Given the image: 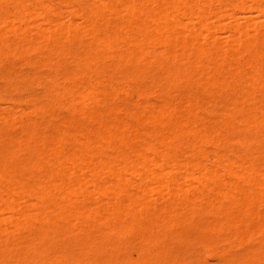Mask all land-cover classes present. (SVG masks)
Returning <instances> with one entry per match:
<instances>
[{"label": "rangeland", "instance_id": "374dc122", "mask_svg": "<svg viewBox=\"0 0 264 264\" xmlns=\"http://www.w3.org/2000/svg\"><path fill=\"white\" fill-rule=\"evenodd\" d=\"M27 1L30 3H28ZM129 1L127 0H75L74 2L73 0L72 1L70 0H24V1L23 0H4V2L3 0L0 1V33L2 32L0 34V40L2 41L1 42L2 44L0 43V50H4L3 52L0 51V161L2 162V163L0 162V174H1L0 178L2 179V180L0 179L1 180L0 189L2 192V193L0 192V197L4 194L3 195L4 197L2 196L1 199L5 200V202H2V200L0 199V227L2 229L5 227L3 230L0 228V230L2 231V233L0 231V234H1L0 235V244H1L0 245V264L2 263L3 264L4 263L6 264H36V262L37 264H47V263L48 264H67V263L68 264H76V263L78 264H142V263L143 264H164V263L165 264H226V263L227 264H249V263L250 264H264V228L259 223V222L261 223L264 222L262 220L263 217H261L262 216L261 214H264V192H263L264 191L263 190L264 179L262 178L264 177V170H263L264 169V137H263L264 131L262 130L264 128V120H262L264 119V116H263L264 115V100H263L264 99V96H263L264 95V75H263L264 74V56H263L264 55V45H263L264 44V0H255V1L254 0L252 1L251 0H222V1L219 0L218 3H217V0L216 1L212 0V6H210L211 3L210 5H208L209 4L208 1L210 0L208 1L201 0L202 2L200 0H181L183 1L181 2V4L180 3L178 4V1L175 2L176 0L175 1L173 0L174 3L169 2V0H165V3L163 2V0H150L153 3V5L151 4L149 0H148L149 4L146 3L147 0L146 1L143 0L142 3H139V0H136V1L133 0L134 1L133 5H130L132 4L131 3L132 0H129ZM197 1L201 2L202 4L206 3L205 5L203 4L204 6L206 5L210 6V7L206 6L205 9L208 8L206 10L198 9L200 10V14H198L199 17L200 15H202L203 11L208 10L209 15L212 12L213 15L211 14L210 17L209 15L207 16V12L205 13L206 14L205 17L207 16L208 21L203 15L201 16V20L195 17L196 16L195 14H197L196 12L197 8H194V7L198 5L199 2ZM120 2H122L123 4L125 3V7L127 6L126 4H128L130 5V7H133V9L135 8V10L133 11L135 14H138V15H136L135 17L133 12H132V15L134 16L132 17L129 15H126V14H130V11L129 12L127 11L129 10L127 9L128 6L127 8H125ZM166 2H169L170 3L169 5L173 7H175L173 4L176 5V3L178 4V7L180 5L181 6L183 5L182 6L183 8H181V6L179 7L180 9L179 12L178 10H176V8L178 9V7L176 6L175 8V11L178 12L177 13L178 21L175 19L176 16L172 15V18L169 17V15H171L174 10L173 11L171 10V14H166V12L169 13L170 11L169 5H168L169 9L162 7L163 6L162 4H164V7H167ZM235 2L236 3L239 2L237 3L238 8L233 7L236 5ZM136 3H137V6L134 5ZM155 4H158V5H155ZM160 4L162 6L160 7L161 9L159 10V12L167 9L166 11L162 12V15L165 14L166 18L165 16H164V19L162 16L158 17L160 16L158 12L157 14L158 22L156 23V21L152 17L151 12L153 13L154 11V14L157 13L158 11L157 9L159 8V7L157 8V6H160ZM187 4H189L188 8H184V5L187 6ZM214 4H215V7L212 9ZM229 4H231L232 7ZM49 6H51L52 8V9L50 8L51 10L49 9ZM142 6L145 8H143ZM198 6L199 8H201L202 5H198ZM137 7H139L140 10ZM189 7L193 11V12L191 11L192 13L189 12L190 11ZM216 8L218 10H216ZM136 9H138L139 12H137ZM187 9H189V11ZM211 9L212 11L209 12ZM232 9H233V12H232ZM143 10H144L143 14L142 12L140 14V11H143ZM182 10L183 12L184 11L185 12L184 13L181 12V15H180V11ZM19 11H21L20 15H19ZM186 11H188V13ZM215 11H216V16L213 13ZM175 14L176 13H174V15ZM182 14L187 15V16H183ZM229 14L231 15V18L230 17L228 18ZM99 15L101 17H99ZM155 16L156 15H154V18L157 19ZM183 17L186 18V20ZM146 18L151 21L148 22ZM167 18H170V19H167ZM165 19H166V23H167V20H170L168 21L167 25L170 28L172 26L171 31L174 29L173 33L172 32L171 33L175 34V31H176L177 33L181 34V36L183 37L182 40H181V36L179 35L178 37L177 33L175 37L174 35L171 34L173 36L172 40L174 41L175 39V41L170 43L169 42L170 39L168 40L169 35H170L168 29L170 28H168L167 29L168 32H165V33L164 31H167V30L157 28V26H161V27L164 26V28H166V26L163 23ZM171 19L174 20V22H172ZM55 20L57 22H55ZM89 20H91V22H88ZM107 21L109 22L107 23ZM134 21L135 22L137 21L136 22L137 25H141L145 22L147 24L148 22L149 26L151 25L149 28L153 27L152 30H155V33L154 31L152 32L153 34H151L152 30L151 31L148 30L149 31L148 35L150 36L149 38H151L152 43H154L155 41H157L156 38L159 39L160 37L161 39V44H159L160 46H158L156 42L154 44H152L151 42L148 43L150 39H146V36L145 37L143 36L145 33L144 29H140V31L144 30L143 32H140L138 31L139 29H137V34H135L136 27L134 26L136 25L132 24L134 23ZM201 21L203 24L200 23ZM54 22L56 24H54ZM30 23H31V26H30ZM146 24L145 26L144 25L142 26H144V28L147 30ZM178 24L185 25V27L184 26L183 27L186 29H181L182 26L177 27ZM201 24H202V27H201ZM8 25L10 28L8 27ZM64 25L66 28L63 27ZM69 25H70V28H71V25L74 26L72 27V30L69 29ZM87 25L89 26L87 27ZM122 25L125 27H123ZM173 25H176V26L174 27ZM208 25L210 26V29L208 28ZM130 26H132V28ZM205 26H207V28L211 30L210 33L209 31L207 32L208 34L205 33L204 31L206 30L204 28ZM232 27L234 28L237 27L236 29L238 32L235 31L233 33L234 28L232 29ZM242 27L243 29L246 28L245 29L246 32L243 31L245 32V34L239 33ZM18 28L21 30H19ZM63 28L65 29L64 31H63ZM73 28H75L76 31ZM202 28H204V30ZM49 29H50V33L48 34ZM113 29L115 31H113ZM131 29L133 30L135 29L134 30L135 32L133 33L132 32L133 30L131 31ZM42 30L44 31L42 32ZM98 30H100L99 34L97 33ZM108 30L110 31L112 30L113 32H115L116 36L119 39L116 38L115 36L113 37V35H111L113 34L111 33L112 31L109 32ZM162 30H164L162 32L163 35H161L160 33V31ZM188 30L192 32L194 31L193 32L194 34L191 32V34L188 35L189 34ZM125 31H126V34H125ZM32 32L34 34H32ZM101 32H103L104 34ZM42 33L46 37L43 36V38H41ZM52 33L55 34V36ZM167 33L169 34L168 36H167ZM237 33H239L241 36ZM2 34H4L5 37ZM95 34H96V37H95ZM154 34L157 36L159 35V36L155 37ZM233 34L236 36L235 38L236 40H234ZM72 35L74 36L76 35V36L74 37ZM97 35H100L101 37L103 35L106 36L105 40H102L105 43L104 45L103 43H101L102 45L99 43L100 46L97 45L98 43L97 41L99 40V38L97 39ZM148 35H147V38H148ZM140 36L141 38L143 37V39L145 38L144 40L142 39L144 42L145 40H148L146 42L148 43L147 44L148 51L146 49L147 47L144 46L146 44L143 45L142 42L140 44V41H142L141 38H139L138 40V37ZM249 36L251 38H248ZM107 37H109V39ZM110 37H111V40H110ZM94 38L96 39L94 40ZM177 38L178 40H176ZM162 39H164L166 46L164 45V43L162 44L163 42ZM112 40H114V42L116 40L117 42L116 45L114 42L112 43ZM134 40L136 42H134ZM166 40H167V44H166ZM180 40L183 43L186 42L183 45L184 48H181L183 49L182 51H179V48L178 49L175 48L172 51L169 50V48H172L170 47V45L173 43L175 45H179L180 47L181 46ZM194 40H196V43L194 42ZM31 41L33 43L35 42L36 45L31 46V49H30L29 48L30 44H32ZM106 41L108 43V47H106L105 48L106 50H105V49H102V47L103 46L105 47L107 45ZM188 41L190 43L193 42L192 43L193 45L192 44L187 45L189 44ZM244 41L246 44H244ZM99 42H101V40H99ZM168 43L170 45H168ZM209 43L211 44L209 45ZM214 44L216 46H214ZM240 44H243L245 46L241 47L243 45H240ZM251 44L253 48L251 47ZM199 45L204 50L205 56L202 53V50L200 51L201 55L200 53L195 54V51L197 50H194L193 48L190 47V46L192 47L197 46V48H199ZM49 46L52 48H50ZM112 46L114 48H112ZM125 46L126 47L128 46L129 48L128 47L126 48ZM167 46H169V48ZM9 47H10V50H9ZM99 47H101V49H99ZM173 47L175 46L173 45ZM215 47L219 48L217 49L219 50L220 54L217 51V49H215ZM262 47H263V50H262ZM48 48L50 52H48L49 51L47 50ZM107 48L109 49L111 48V49L108 50ZM28 49L30 51H28ZM123 49L126 52L123 51ZM137 49L138 51L142 53L139 54ZM176 50L178 53L176 52ZM184 50L187 51V53ZM46 51L48 52L47 54H46ZM131 51L133 52L135 57L137 55H141V58L137 59L139 56H137V58L135 57L133 58L134 55L132 56ZM207 51L209 53H207ZM179 52L180 54L182 53L183 55L182 54L180 55ZM1 53H4V54H1ZM188 53L190 54V56ZM120 54L124 57H122ZM186 54H188V56ZM88 55H91V56L93 55V56L91 57ZM94 55L95 56L97 55V57H95ZM106 55L107 57L109 56L108 59H106L107 58ZM116 55H118V57ZM169 55L171 56V58ZM178 55H179V58H178ZM210 55H213V57ZM254 55L255 56L257 55V56L255 57ZM250 56L254 60L252 59L250 60L249 58H247ZM258 56H259V59H258ZM174 57L177 58V60L173 59ZM253 57H255L256 59ZM93 58H95V60H93ZM96 58H98L99 61ZM121 58H122L121 60L122 64L119 62ZM142 58H143V61L141 62L140 60H142ZM151 58H152V61H151ZM185 58H187L188 61H186ZM192 59L195 61V63H193L194 61ZM207 60H209V62H207ZM254 61L257 62L258 64L255 63ZM188 62H189V65L191 63V66L188 65ZM91 63H94V64H91ZM200 64L204 66L205 70L203 69V67L199 66ZM182 65L183 66L185 65V66L183 67ZM196 65H198V67H196ZM88 67L89 69L91 68L90 70L92 69L93 70L90 71ZM117 67H118V70L120 71L117 70ZM141 67L143 69H141ZM171 67H174V68H171ZM185 67H189L190 70ZM253 69H255V71H253ZM181 70L183 71L182 73L179 72ZM258 71L260 72L258 73ZM170 72L171 74H173V76L169 74ZM102 73L105 75H102ZM121 73H123L124 75H121ZM180 73L182 74V76ZM117 74H119L122 78L120 76L118 77ZM250 75L254 77H251ZM124 76L125 78L123 79ZM258 76H260L261 78ZM130 77L133 80H130ZM166 77L169 78L170 81ZM126 78H129V79H126ZM76 79L77 80L80 79L79 80L80 82L77 81ZM105 80L107 84L105 83ZM215 82L217 84H215ZM245 82H247V84ZM209 83H211V85ZM96 84L98 85V88ZM90 86L93 87V91ZM82 87H85V88H82ZM73 88L75 90H73ZM78 88H79V93H78ZM86 88L90 91L89 94L91 95L87 93L88 94L87 97L86 96L83 97V95L86 94L84 92V90L85 91L87 90ZM244 91L246 93H244ZM76 92L78 95L76 94ZM247 97L248 98L250 97V98L248 99ZM163 104L166 107L165 106L163 107ZM167 106L170 108H168ZM65 107H67V109ZM78 107H81L80 110L78 109ZM35 109H37V111ZM78 111L80 114L78 113ZM163 111L168 116L164 115ZM94 112L96 113L99 112V113L95 115ZM150 113L152 116L150 115ZM222 114H224L223 115L224 117H222ZM154 115L156 116V118H154L153 120ZM244 115L246 116L248 120H246L245 117H243ZM159 116H161L160 120L162 122H160L158 118ZM148 121L150 124L148 123ZM247 122L248 124L246 125ZM177 124L179 127L177 126ZM132 125L134 128L132 127ZM249 126L250 127L252 126V127L250 128ZM87 129L89 130L87 131ZM102 129L104 132L102 131ZM125 129L126 131H124ZM169 129L172 131H169ZM134 130L136 131L134 132ZM164 131H166V133L168 131L169 132L166 134L164 133ZM233 131H235V133ZM118 132H120V134ZM129 132L132 135H129ZM226 132L228 133L226 134ZM200 133L202 136L200 135ZM100 134L101 135L104 134L103 137H101ZM127 134L129 136H127ZM98 135L101 138H98ZM193 137L195 138V140L193 139ZM115 138H119V139H115ZM163 138L165 139V141L164 140L161 141V139ZM129 140H132V143ZM142 140L144 141L143 142L144 145L142 143ZM148 140L150 141L151 145ZM6 141L7 143H5ZM159 141L162 143V145ZM19 142L20 143L22 142V144H20ZM81 142L82 144L84 143V146L81 144ZM126 142L128 143L130 142L129 145H127L128 143ZM163 142H165L166 144ZM238 142H241V143H238ZM163 144H165L166 146ZM141 145L144 147H142ZM116 146L117 147L119 146L118 147L119 149ZM125 146H127V149ZM133 148H136V149H133ZM141 148H143L144 150L143 149L141 150ZM51 149H55L56 153L54 150H51ZM145 149L148 151H146ZM8 150H9V153L7 152ZM119 152H122L125 157L122 155V153H119ZM81 153L82 155L80 156ZM54 154L55 155L57 154L59 157H57V155L55 156ZM94 154L96 155L94 156ZM75 155L79 157V160H77L78 157H76V159L74 158ZM85 155L86 157H84ZM140 155L141 157H139ZM42 158L44 161L42 160ZM112 158L114 159L112 160ZM122 158H124L123 162H122ZM129 158L131 161L129 160ZM160 158L161 159L163 158V159L160 160ZM70 160L71 161L74 160V162L73 161L71 162ZM19 161L20 162L22 161V162L20 163ZM157 161L159 163L155 165L154 167V164L157 163ZM151 162H154V164ZM31 163H33L32 164L33 168L31 167L32 166ZM64 163L65 164L68 163L66 164L67 166H65ZM103 163H106L107 165ZM118 163L121 165L122 164L124 165L121 166ZM150 163L153 165H151ZM166 163L169 165V167H167L168 165H165ZM37 164L38 165L41 164L39 166L40 167L42 166V167L40 168L39 166H37ZM34 165L39 168L34 167ZM138 165L140 166V168ZM160 165H161L162 170H160L159 168ZM71 166L73 169L71 168ZM86 166L89 169H87ZM95 166L97 167V169L95 168ZM133 166L135 169L133 168ZM136 166L138 167L136 168ZM256 166H257V169H255ZM124 167L128 168L127 171ZM248 167H251V168L248 169ZM252 167L254 168L252 169ZM8 168L10 171L8 170ZM50 168H51V172L49 171ZM68 168L70 170L69 173H67L69 171ZM98 168H99V171H98ZM40 169L42 171H40ZM94 169H96V171ZM120 169H122L123 171ZM131 169H133L132 171H134V175H133V172H130ZM166 169H168L167 171L169 172V175H168V172H166ZM254 169L257 172L254 171ZM149 170H151L150 172L152 174H155V172H157L156 173L157 175L155 174L156 176L162 175L161 179H159V177L158 178L155 177L157 179H155L152 176L150 177ZM48 171L50 172V174ZM52 171L54 172L53 175H51L53 173ZM57 171L59 174L57 173ZM82 171L84 172V174L82 173ZM125 172L127 174H125ZM138 172L141 173V176ZM214 172L215 173L218 172L216 173L218 174V176ZM46 173H47V176L50 175L52 178L54 177L55 180H56L55 177L59 175L58 176L59 178L57 179H60L61 182L64 183L65 187L67 188L69 187L68 190L71 193L69 192L68 194V192L65 191L67 188H64V185L62 183H59L60 180L58 181L52 180L50 176L47 177L45 175ZM55 173L57 174L55 175ZM91 173H92V177H91ZM234 173L235 174L237 173V175H235ZM6 174H9V175L7 176ZM60 174L63 176H61ZM65 174L69 175L70 178L69 179L66 178L65 176L67 175ZM71 174H73V177H71ZM100 174H103V175H100ZM123 174L125 178H123ZM143 174L147 175V176L144 175L145 177L144 180H143ZM238 174L239 176L240 175L241 176L239 177ZM257 174L260 175V177H258ZM76 175H78V178L80 179L76 178ZM60 176L62 179L60 178ZM170 176H171V179H170ZM255 177H257L259 182L256 181L257 179ZM3 178L6 180V182L8 180L9 183L8 182L5 183V180ZM48 178L52 181H55L56 184L55 182L52 183ZM251 178H254V179L250 181L249 179ZM259 178L262 180V182ZM77 179L79 180L78 182H80L79 184H82V187L84 186L83 188L81 187V185L78 184ZM84 179L85 180L87 179L88 182L87 181L84 182ZM65 180H67L66 183L68 184L64 182ZM68 180L73 181L72 185H71V182L69 185ZM154 180L158 181V182H155L156 184L158 183L157 185H160L159 183H161L163 187L161 186L156 187V185L153 184ZM16 181H18V183ZM252 181H254V183H252ZM39 182H40V186L38 184ZM48 182L49 183L51 182L50 184L51 185L53 184V185L50 187V184H48ZM121 182L124 183L123 188L121 187ZM250 182H251L250 185L252 184L254 185L257 182L258 183L261 182L263 184V187L261 188L260 186L261 184L260 185L256 184L257 186L254 185L255 188L252 185L254 188L253 190H255L253 191L252 187L251 189H249L250 185L248 184ZM30 184H32L33 186L32 185L29 186ZM151 184H153V186H150ZM36 185L40 188V191L38 190L39 188ZM55 185H58L59 187ZM73 186L75 189L73 188ZM45 187L47 188L50 187V189H48L49 191L48 190L44 191L46 189ZM52 187L54 188V190L52 189ZM257 187H258V191L256 192ZM34 188L37 190V192L39 191L38 193L44 192L41 195V198L38 196V193H37V196L40 199V201L38 200V198H35L37 196L35 195L36 190L34 191ZM78 188L80 190H78ZM98 188H100L101 190L100 195H98L99 193ZM159 188L161 189L159 190ZM6 189H8V193ZM10 189L15 191L17 195H19V199H20L19 201L17 199L18 196L14 197L12 194H10L12 193ZM60 189H63L65 193L61 192ZM147 189L148 190L156 189V190L153 192L150 191L153 193V194L151 193L152 194L151 195L150 193H148L149 191L147 192ZM166 189L169 190V192H167ZM260 189L262 191H260ZM26 190H28V192ZM74 190H75V193L77 192V195L76 194L75 195L76 196L80 195L79 197H76L74 195ZM172 190H174L175 193H173ZM82 191L84 193H82ZM31 192H34L35 196ZM227 193H230L231 195L229 194L230 195L229 196ZM254 193H256L257 195ZM7 194L10 196L12 195L13 197L12 196L11 197L13 199L12 200L10 199L9 201V198L11 197L7 196ZM46 194H47V197L44 196ZM48 194L50 197L52 195L53 200L49 198ZM62 194L64 195L62 196ZM59 195L61 196L59 197ZM130 195H131V198H130ZM255 195L257 197H255ZM43 196L44 198L46 197L47 199L46 198L45 199L48 201L50 199L49 203L48 201L46 202ZM53 196L56 197V199H54ZM250 196L252 197V199L249 198ZM61 197L64 199L65 201L64 203H60L62 201ZM246 197L249 199V201L251 200L252 203L248 202ZM253 197L256 200L257 198H260V197L261 198L258 199L259 200L258 202V201H255ZM78 198H79V201H77ZM128 198H130L131 200L130 199L128 200ZM132 198L134 199L135 202L132 200ZM137 198H139V200ZM15 200L17 201L15 202ZM43 200L45 201L43 202ZM67 201L68 203H66ZM130 201L134 203L132 204ZM137 201L140 202L139 204L141 203L143 204L141 212H139L141 205L139 208L137 206V203H138ZM40 202H43L44 204ZM126 202L127 204L131 206V208L129 205L126 206L127 205ZM12 203H14V205ZM26 203L28 206L25 208ZM38 203L39 205H37ZM46 204L48 205L46 206ZM122 204H124L125 206ZM144 204H145V208H144ZM121 205L122 207H120ZM185 205H187L188 208ZM33 206H35V209L37 208V211L38 210L40 211L37 212L36 210H34ZM132 206L135 207L134 210L132 209L133 208ZM90 207H94V209L92 208L93 209L92 210ZM167 207L170 209H168ZM30 208H31V212H29ZM64 208H67V211L66 209L64 210ZM15 209L18 212H16ZM27 209H28V212H27ZM127 209H129L130 211ZM160 209L161 211H159ZM48 210H50V212ZM53 210H55L54 214L52 213ZM68 210L70 211L71 215L68 213L69 212ZM94 210L97 214L93 212ZM125 210L127 211V213L128 211L131 213H128V214L125 213L126 212ZM248 210L249 211L251 210L252 212V213L250 212L251 215L248 213ZM252 210H254L255 212ZM21 211H23L21 218H23V216H27L26 217L27 219L30 216L28 218V221L25 222L24 221L25 218L24 220L23 219L20 220ZM90 212L91 213L93 212V213L91 214ZM115 212H117V214H115ZM72 213L76 217L72 216ZM84 213H87V214L84 215ZM56 214H58L60 217L58 216L59 217L58 218ZM133 214L136 215V217L133 216ZM166 214L167 216H165ZM248 214L250 215V217ZM252 214H254L253 217L257 215L256 216L257 218H259L258 217L259 215L261 217L260 218L261 221L259 220L258 222L257 218H254V219L252 218L253 219L252 220L251 219ZM69 215L74 217V219H72V217L70 218ZM47 216L49 217L47 218ZM17 218L20 220L19 222L24 221L22 222V225H21L22 228L19 227L20 224H18L19 222ZM30 218L33 220H36V219L37 220L35 222V221H32ZM40 218L41 219L43 218L42 221ZM62 218L64 220H62ZM38 220L40 222H38ZM51 220L53 221V226L52 225L50 226L48 224L49 225L48 226L49 228H48L46 222L47 221L48 223L52 222ZM229 220L231 221L233 220V221L231 222ZM254 220L255 222L259 223L260 226H258V228L262 227L263 230L262 229L257 230V227L255 228L256 225L254 226L253 224ZM44 221L46 222L44 223ZM14 222L18 225H16ZM28 222L29 224L31 223L30 226ZM81 222L83 224H81ZM128 222L130 223L127 225ZM214 222L217 225H215ZM248 222L249 223L251 222L254 226L253 228L256 229V230L253 229V233L251 232L252 230L250 229L252 228V226H250L252 224H249L250 227H248V225L246 226ZM13 223H14V229L12 228ZM26 223L28 225H25ZM42 224L45 228L47 227L48 230L47 229L44 230L42 228L43 227ZM212 224L214 227L212 226ZM32 225L33 226L35 225V226L31 228ZM37 226H40V227H37ZM209 226H212V227H209ZM126 227L128 228L126 229ZM142 227H145V228H142ZM35 228L37 229V231ZM40 228L43 229L41 232H39L41 230ZM207 228H211L212 230L211 229L208 230ZM246 228L249 231L248 233H247ZM11 229L13 230L11 231ZM58 230L60 231V233ZM14 235H16V238L14 237ZM1 238H3L4 240H2ZM16 243H18L19 245ZM22 243H23V246H21ZM32 249L35 251H33ZM253 251L256 252V254ZM20 252L22 253V255ZM48 256L50 257L48 258ZM144 259L147 263L144 262Z\"/></svg>", "mask_w": 264, "mask_h": 264}, {"label": "bare ground", "instance_id": "6f19581e", "mask_svg": "<svg viewBox=\"0 0 264 264\" xmlns=\"http://www.w3.org/2000/svg\"><path fill=\"white\" fill-rule=\"evenodd\" d=\"M0 1H1V0H0ZM23 1H24V0H23ZM70 1H72V0H70ZM74 1H75V0H73V2H74ZM127 1H129V0H127ZM135 1H136V0H135ZM142 1H143V0H141V1L139 0V3H142ZM145 1H146V0H145ZM149 1H150V0H149ZM174 1H175V0H174ZM177 1H178V4H179V3L181 4V2H183V1H181V0H176L175 2H177ZM179 1H180V2H179ZM200 1H201V0H200ZM207 1H208V0H207ZM213 1H214V0H213ZM215 1H216V0H215ZM221 1H222V0H221ZM251 1H252V0H251ZM254 1H255V0H254ZM3 2H4V0H3ZM25 2H26V1H25ZM25 2H24V3H25ZM27 2H28V1H27ZM129 2H130V1H129ZM133 2H134V1L132 0V2H131L132 4H130V3H129V4H130V5H133ZM150 2H151V1H150ZM156 2H157V1H156ZM163 2L165 3V0H163ZM169 2L174 3L173 0H169ZM169 2H166L167 7H164V4H162L163 6H162L161 4H160V6H157V8L159 7V8L157 9L158 11L156 10L157 13L154 14V11H153V13L151 12L152 17H153V19L156 21V23L158 22V17H161V16H162L163 19H164L165 14L162 15V12H164V11L167 10V9H166V10H163V11L159 12V10L161 9L160 7L162 6L163 8H168V5L170 4ZM190 2H191V1H190ZM197 2H199V1H197ZM201 2H202V1H201ZM201 2H199V3H201ZM208 2H209V4H208ZM208 2H207V4L210 5V3H211L210 6H212V0H210V1H208ZM218 2H219V0H217V3H218ZM12 3H13V2H12ZM14 3H15V2H14ZM28 3H30V2H28ZM120 3H122V2H120ZM137 3H138V2H137ZM137 3L134 4V5L137 6ZM139 3H138V4H139ZM146 3L149 4L148 0L146 1ZM186 3H187V2H186ZM193 3H194V2H193ZM199 3H198V5H202V6H201V8H199L198 5H196V7H194V8H197V11H196L197 14H195L196 16H195V15H194V16L197 17V18H199V20H201V16H202V15L205 17V15H206L205 13H206V12H207V16H208L209 14H208V10H207V11H203V12H202V15H200V17H199L198 14H200V10H198V9L204 10L205 7L207 6V5L204 6L206 3H205V4L203 3L204 5H203L202 3H201V4H199ZM215 3H216V2H215ZM227 3H228V2H227ZM231 3H232V2H231ZM235 3H236V2H235ZM237 3H239V2H237ZM237 3H236L235 6H233L234 8H238ZM240 3H241V2H240ZM26 4H27V3H26ZM118 4H119V3H118ZM151 4L153 5L152 2H151ZM178 4H177V3H176V5L173 4L175 7L169 5V8H170V9H169V8H168V9H169L170 11L168 10L169 13L166 12V14H171V10H172V11H173V10L175 11L176 6L178 7ZM182 4H183V3H182ZM119 5H120V4H119ZM122 5L125 7V3H124V4L122 3ZM126 5L128 6V8H127V6H126L125 8L129 9V10H127V9H126V10H127L128 12L130 11V14H126V15H129V16H131V17L135 15V17H136V15H138V14H135V13H134L133 10H135V8L133 9V7H130V5H128V4H126ZM141 5H142V4H141ZM155 5H158V4H155ZM229 5H231V4H229ZM233 5H234V4H233ZM120 6H121V5H120ZM143 6H144V4H143ZM143 6H142V7H143ZM180 6H181V5H180ZM180 6H179V7H180ZM182 6H183V5H182ZM182 6H181V8H183ZM188 6H189V4H187V6L184 5V8H188ZM193 6H194V5H193ZM197 6H198V7H197ZM203 6H204V7H203ZM210 6H207V7H210ZM20 7H21V6H20ZM121 7H122V6H121ZM121 7H119V8H121ZM171 7H173L174 9L171 8ZM179 7H178V9L176 8V10H178V12H179V10H180ZM202 7H203V8H202ZM214 7H215V4H214V6L212 7V9H213ZM231 7H232V5H231ZM231 7H230V9H231ZM22 8H23V7H22ZM43 8H44V7H43ZM50 8H51V6H49V9H50ZM87 8H88V7H87ZM87 8H86V9H87ZM125 8H124V9H125ZM137 8L140 10L139 7H137ZM143 8H145V7H143ZM148 8H149V7H148ZM189 8H190V7H189ZM223 8H224V6H223ZM13 9H14V8H13ZM46 9H47V8H46ZM51 9H52V8H51ZM51 9H50V10H51ZM74 9H75V8H74ZM94 9H96V8H94ZM138 9H136L137 12H139ZM206 9H208V8H206ZM206 9H205V10H206ZM209 9H210V8H209ZM212 9H211L209 12H211ZM17 10H18V9H17ZM37 10H38V9H37ZM50 10H49V11H50ZM75 10H76V9H75ZM98 10H99V8H98ZM110 10H111V9H110ZM146 10H147V9H146ZM183 10H185V9H183ZM183 10L180 11V15H181V12H182V13L185 12V11L183 12ZM187 10L189 11V9H187ZM216 10H218V9L216 8ZM220 10H221V8H220ZM234 10H235V9H234ZM23 11H24V10H23ZM72 11H73V10H72ZM95 11H96V10H95ZM156 11H155V12H156ZM174 11L172 12L171 15H169V17L172 18V15H173V16H176L175 19L177 20V13H178V12H176V11L174 12ZM188 11H186V12L188 13ZM191 11H192V10H191V8H190V11H189V12H191ZM229 11H231V10H229ZM229 11H228V12H229ZM20 12H21V11H19V15H20ZM25 12H26V11H25ZM28 12H29V11H28ZM132 12L134 13V15H132ZM141 12H142V14H143L144 10H143V11H140V14H141ZM158 12H159V15H160V16L157 17ZM192 12H193V11H192ZM192 12H191V13H192ZM218 12H219V11H218ZM222 12H223V11H222ZM232 12H233V9H232ZM232 12H231V13H232ZM37 13H38V12H37ZM75 13H76V12H75ZM83 13H85V12H83ZM108 13H109V12H108ZM126 13H127V12H126ZM174 13H176V14L174 15ZM213 13H214L215 16H216V11L213 12ZM7 14H8V13H7ZM40 14H41V13H40ZM91 14H92V13H91ZM95 14H96V13H95ZM95 14H94V15H95ZM114 14H115V13H114ZM144 14H145V13H144ZM146 14H147V12H146ZM185 14H186V13H185ZM189 14H190V13H189ZM193 14H194V13H193ZM211 14H212V12H211ZM211 14H210V15H211ZM221 14H222V13H221ZM225 14H226V12H225ZM30 15H31V14H30ZM34 15H35V14H34ZM96 15H97V14H96ZM154 15H156L155 17H156L157 19L154 18ZM182 15H183V16H187V15H184V14H182ZM197 15H198V16H197ZM210 15H209V17H210ZM212 15H213V14H212ZM229 15H230V14H229ZM229 15H228V18H229V17L231 18V15H230V16H229ZM38 16H39V15H38ZM207 16H206L205 18H206L207 21H208ZM99 17H101V16L99 15ZM106 17H107V16H106ZM135 17H133V18H135ZM146 17H147V16H146ZM167 17H168V15H167ZM191 17H192V15H191ZM109 18H110V17H109ZM109 18H108V19H109ZM144 18H145V17H144ZM148 18H149V16H148ZM165 18H166V16H165ZM183 18H184V17H183ZM197 18H196V19H197ZM102 19H103V18H102ZM102 19H101V20H102ZM127 19H128V18H127ZM146 19H147V18H146ZM161 19H162V18H161ZM167 19H170V18H167ZM184 19L186 20V18H184ZM190 19H191V18H190ZM202 19H203V18H202ZM129 20H130V18H129ZM137 20H138V19H137ZM142 20H143V19H142ZM147 20H148V22L151 21V20H149V19H147ZM199 20H198V21H199ZM12 21H13V20H12ZM21 21H22V20H21ZM24 21H25V19H24ZM155 21H154V23H155ZM161 21H162V20H161ZM164 21H165V22H164ZM164 21H163V23H164V25L166 26V28H164V26H162V27H161V26H157V28H161V29H164V30H167L168 28H170V27H168V25H167L168 21H170V20H167V23H166V19H165ZM171 21L174 22V20H172V19H171ZM177 21H178V20H177ZM49 22H51V21H49ZM55 22H57V21L55 20ZM55 22H54V24H56ZM88 22H91V20H89ZM101 22H102V21H101ZM108 22H109V21H107V23H108ZM111 22H112V21H111ZM114 22H115V21H114ZM129 22H130V21H129ZM136 22H137V21H136ZM136 22L134 21V23H132L133 25H134V24L136 25V26H134V27H136V30L134 29L136 32H135L133 29H131V31L133 30L132 32H133V33L135 32V34H137V29H139L138 31H140V29H144L145 31H144V30H143V31H144L145 33H144L143 36H144V37L146 36V39H150V41L145 40V42H144L143 40H144L145 38L143 39V37L141 38V36L138 37V40H139V38H141V40L143 39L142 41H140V44H141V42H142V44H143V45L146 44V45H144V46L147 47V44H148V43H150V42L152 43V40H151V38H149L150 36L148 35V33H149L148 30L151 31L153 27H152V28H149L151 25L149 26L148 22H147V24H146V22H145V23L142 22L143 24H141V25H137ZM204 22H205V21H204ZM52 23H53V22H52ZM85 23H86V22H85ZM105 23H106V22H105ZM159 23H160V22H159ZM163 23H162V24H163ZM169 23H170V22H169ZM200 23H202V21H201ZM206 23H208V22H206ZM23 24H24V23H23ZM87 24H88V23H87ZM114 24H115V23H114ZM122 24H123V23H122ZM129 24H130V23H129ZM129 24H128V25H129ZM145 24H146V28H147V30L144 28ZM202 24H203V23H202ZM202 24H201V27H202ZM91 25H92V24H91ZM124 25H125V24H124ZM142 25H144V26H142ZM156 25H157V24H156ZM205 25H206V24H205ZM30 26H31V23H30ZM55 26H56V25H55ZM88 26H89V25H87V27H88ZM122 26H123V25H122ZM140 26H142L143 28L140 27ZM170 26H171V25H170ZM173 26L175 27L176 25H173ZM179 26H180V27H181V26H182V27H183V26L185 27V25H179V24H178L177 27H179ZM248 26H249V25H248ZM8 27H9V25H8ZM17 27H18V26H17ZM34 27H35V26H34ZM59 27H60V26H59ZM59 27H58V28H59ZM63 27H65V25H64ZM72 27H74V26L71 25V28H70V25H69V29L72 30ZM97 27H98V26H97ZM123 27H125V26H123ZM130 27L132 28V26H130ZM182 27H181V29H186V28H184V27L182 28ZM238 27H239V26H238ZM240 27H241V26H240ZM245 27H246V26H245ZM9 28H10V27H9ZM65 28H66V27H65ZM120 28H121V27H120ZM148 28H149V29H148ZM171 28H172V26H171ZM171 28L168 29L170 35L167 33V36L169 35L168 40L170 39V41H169L170 43L175 41V39H174V41L172 40V37H173L172 35H174V37H175V35H176V33H177V32L175 31V34H172L174 29L171 31ZM204 28H205L206 30H204ZM204 28H202V29L205 31V33H207L208 31H209V33H210L211 30H209V29H210V26H209V25H208V28H209V29L207 28V26H205ZM233 28H234V27H232V29H233ZM236 28H237V27H236ZM236 28L233 29V30H234L233 33H234L235 31H237ZM249 28H250V27H249ZM7 29H8V28H7ZM18 29H19V28H18ZM50 29H51V28H50ZM50 29H49V31H48V34L50 33ZM60 29H61V28H60ZM67 29H68V28H67ZM69 29H68V30H69ZM73 29H75V28H73ZM97 29H99V28H97ZM100 29H101V28H100ZM110 29H111V28H110ZM161 29H159V30H161ZM179 29H180V28H179ZM245 29H246V28H245ZM245 29H243V27H242V28L240 29V32H239V33H243V34H245V32H246ZM19 30H21V29H19ZM58 30H59V29H58ZM64 30H65V29L63 28V31H64ZM77 30H78V29H77ZM101 30H102V29H101ZM164 30L160 31L161 35H163L162 32H163ZM168 30H167V31H164V33H165V32H168ZM4 31H5V30H4ZM43 31H44V30H42V32H43ZM69 31H70V30H69ZM75 31H76V29H75ZM81 31H82V30H81ZM88 31H90V30H88ZM99 31H100V30H98V32H97L98 34H99ZM108 31L111 32L112 30H111V31L108 30ZM113 31H115V30L113 29ZM113 31L111 32V33H113V34H111V35H113V37L115 36L116 38H118V37L116 36L115 32H113ZM128 31H129V30H128ZM143 31L141 30L140 32H143ZM147 31H148V32H147ZM153 31H154V33H155V30H152V31H151V34H153V33H152ZM178 31H179V30H178ZM243 31H245V32H243ZM45 32H46V31H45ZM61 32H62V31H61ZM72 32H73V31H72ZM129 32H130V31H129ZM171 32H172V33H171ZM179 32H180V31H179ZM183 32H184V31H183ZM183 32H181V33H183ZM191 32H192V31H189V30H188V33H189V34H188V33H187V34L190 35ZM193 32H194V31H193ZM193 32H192V33H193ZM237 32H238V31H237ZM1 33H2V32H1ZM1 33H0V34H1ZM16 33H18V32H16ZM68 33H69V32H68ZM73 33H74V32H73ZM101 33H103V32H101ZM239 33H237V34H239ZM256 33H258V32H256ZM32 34H34V33L32 32ZM52 34H53V33H52ZM89 34H90V33H89ZM103 34H104V33H103ZM114 34H115V35H114ZM125 34H126V31H125ZM127 34H128V33H127ZM129 34H130V33H129ZM156 34H157V33H156ZM171 34H172V35H171ZM193 34H194V33H193ZM207 34H208V33H207ZM2 35H4V34H2ZM38 35H39V34H38ZM50 35H51V34H50ZM53 35L55 36V34H53ZM76 35H77V34H76ZM76 35H75V36H76ZM138 35H140V34H138ZM147 35H148V38H147ZM165 35H166V34H165ZM177 35H178V37H179V35L181 36V34H179V33H177ZM239 35H240V34H239ZM43 36L46 37V36L42 33L41 38H43ZM51 36H52V35H51ZM51 36H50V37H51ZM72 36H74V35H72ZM75 36H74V37H75ZM87 36H88V35H87ZM98 36H100V35H97V39L99 38V40H101V42H99V40H98V41H97V42H98L97 45L100 46L99 43H100V44L103 43V45H104L105 43H104V41H102V40H105V37H106V36L103 35V36H104V37L102 36L103 38H102L101 36H100V37H98ZM109 36H110V34H109ZM154 36H155V37H158L159 35L157 36V35L154 34ZM233 36H234V40H236V39H235L236 36H235L234 34H233ZM240 36H241V35H240ZM240 36H239V37H240ZM245 36H247V35H245ZM4 37H5V35H4ZM36 37H37V36H36ZM95 37H96V34H95ZM60 38H61V37H60ZM63 38H64V37H63ZM72 38H73V37H72ZM107 38L109 39V37H107ZM126 38H127V36H126ZM126 38H125V39H126ZM132 38H134V37H132ZM182 38H183V37L181 36V40H182ZM191 38H192V37H191ZM248 38H251V37L249 36ZM30 39H31V38H30ZM74 39H75V38H74ZM89 39H90V37H89ZM95 39H96V38H94V40H95ZM118 39H119V38H118ZM122 39H123V38H122ZM129 39H130V38H129ZM195 39H196V38H195ZM252 39H253V38H252ZM252 39H251V40H252ZM94 40H93V41H94ZM110 40H111V37H110ZM156 40H157V41H155V40H154V41L157 43L158 46H160V45H159V44H161V39H160V37H159V39L156 38ZM162 40H163L162 44L164 43V45H165L164 39H162ZM176 40H178V38H177ZM181 40H180V42H181V46H180V47H179V45H175L174 43L171 44L172 46L168 43V45H170V47H172V48H169V46H167V47H168L169 50H171V51H172L173 49H175V48H176V49L179 48V51H182L183 49H181V48H184L183 45H184L186 42L183 43ZM4 41H5V39H4ZM11 41H13V40H11ZM11 41H10V42H11ZM93 41H92V42H93ZM147 41H148V43H146ZM185 41H186V39H185ZM192 41H193V40H192ZM247 41H248V39H247ZM249 41H250V40H249ZM1 42H2V41L0 40V43H1ZM19 42H20V41H19ZM31 42H32V41H31ZM113 42H114V40H112V43H113ZM119 42H120V41H119ZM134 42H136V41L134 40ZM155 42H154V43H155ZM194 42L196 43V40H194ZM232 42H233V40H232ZM235 42H236V41H235ZM252 42H253V41H252ZM6 43H7V42H6ZM21 43H22V42H21ZM114 43H115V45H116V43H117L116 40H115ZM128 43H129V42H128ZM128 43H127V44H128ZM154 43H152V44H154ZM182 43H183V44H182ZM188 43H189V44H187V45H190V44H192L193 42L190 43V42L188 41ZM206 43H207V42H206ZM1 44H2V43H1ZM14 44H16V43H14ZM32 44H34V45H32ZM32 44H30V47H29L30 49H31V46H35V45H36L35 42H34V43L32 42ZM56 44H57V43H56ZM56 44H55V46H56ZM83 44H84V43H83ZM95 44H96V43H95ZM106 44H107V45H106L105 47L103 46L104 48L101 46L102 49H105L106 47H108V43H107V41H106ZM109 44H111V43H109ZM124 44H125V43H124ZM166 44H167V40H166ZM197 44H198V43H197ZM197 44H196V45H197ZM210 44H211V43H209V45H210ZM244 44H246L245 41H244ZM249 44H250V42H249ZM249 44H248V45H249ZM12 45H13V43H12ZM38 45H39V43H38ZM101 45H102V44H101ZM130 45H131V44H130ZM143 45H142V46H143ZM173 45H174L175 47H173ZM192 45H193V44H192ZM234 45H235V44H234ZM240 45H243V44H240ZM263 45H264V44H263ZM3 46H4V44H3ZM57 46H58V45H57ZM84 46H85V45H84ZM90 46H91V45H90ZM110 46H111V45H110ZM113 46H114V45H113ZM113 46H112V48H114ZM132 46H133V45H132ZM148 46H149V45H148ZM165 46H166V45H165ZM214 46H216V45L214 44ZM244 46H245V45H243V46H241V47H244ZM11 47H12V46H11ZM15 47H16V46H15ZM23 47H25V46H23ZM23 47H21V48H23ZM49 47H50V46H49ZM91 47H92V46H91ZM101 47H99V49H101ZM117 47H118V46H117ZM125 47H126V46H125ZM127 47H128V46H127ZM127 47H126V48H127ZM149 47H150V46H149ZM167 47H166V48H167ZM185 47H186V45H185ZM190 47L193 48L194 50H197V51H195V54H199V53H200V55H201V52H200L201 50H202V53L204 54V50L200 47V45H199V48H201V49L197 48V46H196V47H192V46H190ZM251 47H252V44H251ZM256 47H258V46H256ZM1 48H2V46H1ZM5 48H6V47H5ZM13 48H14V46H13ZM13 48H12V49H13ZM50 48H52V47H50ZM57 48H58V47H57ZM93 48H94V47H93ZM128 48H129V47H128ZM136 48H137V47H136ZM144 48H145V47H144ZM159 48H160V47H159ZM159 48H158V49H159ZM203 48H204V47H203ZM217 48H218V47H215V49H217ZM236 48H237V47H236ZM252 48H253V47H252ZM58 49H59V48H58ZM64 49H65V47H64ZM64 49H63V50H64ZM95 49H96V48H95ZM107 49L110 50L111 48H110V49L107 48ZM134 49H135V48H134ZM146 49H147V51H148V47H147ZM146 49H145V51H146ZM180 49H181V50H180ZM186 49H187V48H186ZM186 49H185V50H186ZM193 49H192V50H193ZM208 49H209V48H208ZM212 49H213V48H212ZM218 49H219V48H218ZM218 49H217V51L219 52ZM245 49H246V48H245ZM5 50H6V49H5ZM9 50H10V47H9ZM18 50H19V49H18ZM22 50H24V49H22ZM37 50H38V49H37ZM45 50H46V48H45ZM47 50H49V48H48ZM81 50H82V49H81ZM91 50H92V49H91ZM105 50H106V49H105ZM112 50H114V49H112ZM135 50H136V49H135ZM169 50H168V51H169ZM185 50H184V51H185ZM220 50H221V48H220ZM231 50H232V49H231ZM242 50H243V49H242ZM255 50H256V49H255ZM262 50H263V47H262ZM0 51L3 52L4 50H0ZM28 51H30V50L28 49ZM102 51H104V50H102ZM115 51H116V50H115ZM119 51H120V50H119ZM123 51H125V50L123 49ZM132 51H133V50H132ZM132 51H131V52H132ZM137 51H138V49H137ZM161 51H162V50H161ZM171 51H170V52H171ZM174 51H175V50H174ZM212 51H214V50H212ZM222 51H223V50H222ZM48 52H50V50H49ZM48 52L46 51V54H47ZM54 52H55V51H54ZM56 52H57V51H56ZM111 52H112V51H111ZM113 52H114V51H113ZM116 52H117V51H116ZM125 52H126V51H125ZM138 52H139V54L142 53V52H140V51H138ZM149 52H150V51H149ZM163 52H164V51H163ZM176 52H177V50H176ZM185 52L187 53V51H185ZM185 52H184V53H185ZM192 52H193V51H192ZM197 52H198V53H197ZM256 52H258V51H256ZM8 53H9V52H8ZM10 53H11V52H10ZM62 53H64V52H62ZM67 53H68V52H67ZM67 53H66V54H67ZM88 53H89V52H88ZM95 53H96V52H95ZM95 53H94V54H95ZM120 53H121V52H120ZM171 53H172V52H171ZM177 53H178V52H177ZM207 53H209V52L207 51ZM210 53H211V52H210ZM261 53H262V52H261ZM1 54H4V53H1ZM12 54H13V53H12ZM52 54H53V53H52ZM98 54H99V53H98ZM105 54H106V53H105ZM105 54H104V56H105ZM107 54H108V53H107ZM123 54H124V53H123ZM131 54H132V56L134 55L133 52H132ZM159 54H161V53H159ZM179 54H180V52H179ZM181 54H182V53H181ZM181 54H180V55H181ZM188 54H189V53H188ZM188 54H186V55L188 56ZM219 54H220V52H219ZM251 54H252V53H251ZM258 54H259V53H258ZM258 54H257V55H258ZM25 55H26V54H25ZM111 55H112V54H111ZM120 55H121V54H120ZM136 55H137V54H136ZM174 55H175V54H174ZM182 55H183V54H182ZM200 55H199V56H200ZM257 55H256V56H257ZM2 56H3V55H2ZM8 56H9V55H8ZM40 56H41V55H40ZM40 56H39V57H40ZM88 56H91V55H88ZM92 56H93V55H92ZM92 56H91V57H92ZM94 56H95V55H94ZM113 56H114V55H113ZM116 56L118 57V55H116ZM121 56H122V55H121ZM137 56H139V57L137 58ZM137 56L135 57V55H134L133 58H134V57L137 58V59L141 58V55H137ZM145 56H146V55H145ZM169 56H170V55H169ZM176 56H177V55H176ZM189 56H190V54H189ZM193 56H194V55H193ZM204 56H205V54H204ZM210 56L213 57V55H210ZM254 56H255V55H254ZM256 56H255V57H256ZM263 56H264V55H263ZM263 56H262V57H263ZM4 57H5V56H4ZM95 57H97V55H96ZM106 57H107V55H106ZM108 57H109V56H108ZM108 57H107L106 59H108ZM111 57H112V56H111ZM122 57H124V56H122ZM143 57H144V56H143ZM191 57H192V56H191ZM227 57H228V56H227ZM250 57H251V56H250ZM250 57H247V58H249V59L251 60L252 57H251V58H250ZM255 57H253V58H255ZM260 57H261V56H260ZM11 58H12V57H11ZM102 58H103V57H102ZM119 58H120V57H119ZM154 58H155V57H154ZM170 58H171V56H170ZM178 58H179V55H178ZM182 58H184V57H182ZM197 58H198V57H197ZM90 59H91V58H90ZM96 59H98V58H96ZM100 59H101V58H100ZM146 59H147V58H146ZM148 59H149V58H148ZM173 59L177 60V58H175V57H174ZM185 59H186V61H188L187 58H185ZM201 59H202V58H201ZM209 59H210V58H209ZM220 59H222V58H220ZM228 59H229V58H228ZM235 59H236V58H235ZM235 59H234V61H235ZM255 59H256V58H255ZM258 59H259V56H258ZM3 60H4V59H3ZM23 60H24V58H23ZM78 60H79V59H78ZM93 60H95V58H93ZM121 60H122V58L120 59L119 62L122 64V61H121ZM124 60H125V59H124ZM181 60H182V59H181ZM189 60H190V59H189ZM192 60H193V59H192ZM224 60H225V59H224ZM232 60H233V59H232ZM250 60H249V61H250ZM252 60H254V59H252ZM260 60H261V59H260ZM98 61H99V59H98ZM108 61H109V60H108ZM108 61H107V62H108ZM140 61L142 62V61H143V58H142V60H140ZM151 61H152V58H151ZM182 61H183V60H182ZM190 61H191V60H190ZM193 61H194V60H193ZM199 61H201V60H199ZM211 61H212V60H211ZM226 61H227V60H226ZM249 61H248V62H249ZM48 62H49V61H48ZM87 62H88V61H87ZM113 62H114V60H113ZM176 62H177V61H176ZM178 62H179V60H178ZM178 62H177V63H178ZM207 62H209V60H207ZM246 62H247V61H246ZM250 62H251V61H250ZM254 62H255V61H254ZM28 63H30V62H28ZM31 63H32V62H31ZM51 63H52V62H51ZM53 63H54V62H53ZM100 63H101V62H100ZM139 63H140V62H139ZM146 63H147V62H146ZM181 63H182V62H181ZM193 63H195V61H194ZM193 63H192V64H193ZM218 63H219V62H218ZM225 63H227V62H225ZM225 63H224V64H225ZM234 63H235V62H234ZM255 63H257V62H255ZM91 64H94V63H91ZM141 64H142V63H141ZM156 64H157V63H156ZM228 64H229V62H228ZM244 64H245V62H244ZM257 64H258V63H257ZM257 64H256V65H257ZM262 64H263V63H262ZM29 65H30V64H29ZM59 65H60V64H59ZM96 65H97V64H96ZM108 65H109V64H108ZM118 65H119V63H118ZM127 65H128V64H127ZM130 65H131V64H130ZM142 65H143V64H142ZM144 65H145V63H144ZM168 65H169V64H168ZM168 65H167V66H168ZM188 65H189V62H188ZM216 65H217V63H216ZM226 65H227V64H226ZM249 65H250V64H249ZM92 66H93V65H92ZM154 66H155V65H154ZM171 66H172V65H171ZM182 66H183V65H182ZM182 66H181V67H182ZM184 66H185V65H184ZM184 66H183V67H184ZM189 66H191V63H190ZM194 66H195V65H194ZM199 66H200V67H203V69H204V66H203V65L200 64ZM228 66H229V65H228ZM259 66H260V65H259ZM93 67H94V66H93ZM98 67H99V66H98ZM98 67H97V69H98ZM103 67H104V66H103ZM109 67H110V66H109ZM119 67H120V65H119ZM121 67H122V66H121ZM142 67H143V66H142ZM142 67H141V69H143ZM196 67H198V65H196ZM217 67H218V66H217ZM245 67H246V66H245ZM253 67H254V66H253ZM59 68H60V67H59ZM134 68H135V67H134ZM137 68H138V67H137ZM156 68H157V67H156ZM167 68H168V67H167ZM171 68H174V67H171ZM185 68L189 69V67H185ZM211 68H212V67H211ZM46 69H47V68H46ZM79 69H80V68H79ZM84 69H85V68H84ZM88 69H89V67H88ZM90 69H91V68H90ZM90 69H89V70H90ZM102 69H103V68H102ZM105 69H106V68H105ZM135 69H136V68H135ZM158 69H159V68H158ZM169 69H170V68H169ZM183 69H184V68H183ZM187 69H186V70H187ZM196 69H197V68H196ZM227 69H228V68H227ZM260 69H261V68H260ZM51 70H52V69H51ZM51 70H50V72H51ZM92 70H93V69H92ZM92 70H90V71H92ZM109 70H110V69H109ZM117 70H118V67H117ZM163 70H165V69H163ZM175 70H176V69H175ZM175 70H174V71H175ZM178 70H180V69H178ZM189 70H190V69H189ZM204 70H205V69H204ZM249 70H250V69H249ZM70 71H71V70H70ZM100 71H101V70H100ZM103 71H104V70H103ZM103 71H102V72H103ZM118 71H120V70H118ZM122 71H123V70H122ZM122 71H121V72H122ZM136 71H138V70H136ZM169 71H170V70H169ZM206 71H207V70H206ZM253 71H255V69H253ZM83 72H85V71H83ZM113 72H114V71H113ZM144 72H146V71H144ZM148 72H149V71H148ZM171 72H172V71H171ZM171 72H170L169 74L173 76V74H171ZM176 72H178V71H176ZM179 72L182 73L183 71L181 70V71H179ZM189 72H190V71H189ZM208 72H209V71H208ZM216 72H217V71H216ZM216 72H215V73H216ZM259 72H260V71H258V73H259ZM64 73H65V72H64ZM78 73H79V72H78ZM81 73H82V72H81ZM137 73H138V72H137ZM159 73H160V72H159ZM166 73H167V72H166ZM166 73H165V74H166ZM172 73H173V72H172ZM174 73H175V72H174ZM181 73H180V74H181ZM186 73H187V72H186ZM258 73H257V74H258ZM261 73H262V72H261ZM73 74H74V73H73ZM83 74H84V73H83ZM115 74H116V73H115ZM115 74H114V75H115ZM193 74H194V73H193ZM196 74H197V73H196ZM199 74H200V73H199ZM217 74H218V73H217ZM250 74H251V73H250ZM57 75H59V74H57ZM91 75H92V74H91ZM102 75H105V74L102 73ZM117 75H118V77L120 76L119 74H117ZM121 75H124V74L121 73ZM125 75H126V74H125ZM146 75H147V74H146ZM148 75H149V74H148ZM167 75H168V74H167ZM188 75H189V73H188ZM231 75H232V74H231ZM263 75H264V74H263ZM68 76H69V75H68ZM68 76H67V77H68ZM98 76H99V75H98ZM106 76H107V75H106ZM126 76H127V75H126ZM135 76H136V75H135ZM137 76H138V75H137ZM162 76H163V75H162ZM168 76H169V75H168ZM177 76H179V75H177ZM181 76H182V74H181ZM201 76H202V75H201ZM250 76H251V75H250ZM70 77H71V76H70ZM120 77H121V76H120ZM145 77H146V76H145ZM160 77H161V76H160ZM174 77H175V76H174ZM186 77H187V76H186ZM190 77H191V76H190ZM193 77H194V76H193ZM251 77H254V76H251ZM258 77H260V76H258ZM68 78H69V77H68ZM103 78H104V77H103ZM103 78H102V79H103ZM116 78H117V77H116ZM121 78H122V77H121ZM124 78H125V76L123 77V79H124ZM143 78H144V76H143ZM166 78H167V77H166ZM212 78H213V77H212ZM212 78H211V79H212ZM260 78H261V77H260ZM45 79H46V78H45ZM117 79H118V78H117ZM126 79H129V78H126ZM146 79H148V78H146ZM155 79H156V78H155ZM167 79H169V78H167ZM190 79H191V78H190ZM236 79H237V78H236ZM241 79H242V78H241ZM67 80H68V79H67ZM70 80H71V79H70ZM76 80H77V79H76ZM76 80H75V81H76ZM79 80H80V79H78L77 81H79ZM96 80H97V79H96ZM106 80H107V79H106ZM106 80H105V83H106ZM110 80H111V79H110ZM130 80H133V79L130 77ZM139 80H140V79H139ZM5 81H6V80H5ZM157 81H158V80H157ZM169 81H170V79H169ZM169 81H168V82H169ZM209 81H210V80H209ZM209 81H208V82H209ZM211 81H212V80H211ZM235 81H236V80H235ZM243 81H244V80H243ZM254 81H255V80H254ZM69 82H70V81H69ZM79 82H80V81H79ZM94 82H95V81H94ZM115 82H116V81H115ZM123 82H124V81H123ZM130 82H131V81H130ZM132 82H133V81H132ZM216 82H217V80H216ZM216 82H215V84H217ZM248 82H249V81H248ZM255 82H256V81H255ZM259 82H260V81H259ZM117 83H118V82H117ZM144 83H145V82H144ZM146 83H147V82H146ZM173 83H174V82H173ZM245 83L247 84V82H245ZM252 83H253V82H252ZM257 83H258V82H257ZM106 84H107V83H106ZM167 84H168V83H167ZM199 84H200V82H199ZM209 84L211 85V83H209ZM260 84H261V83H260ZM52 85H53V84H52ZM73 85H74V83H73ZM75 85H77V84H75ZM90 85H91V84H90ZM96 85H97V84H96ZM100 85H101V84H100ZM111 85H112V84H111ZM114 85H115V84H114ZM146 85H147V84H146ZM170 85H171V84H170ZM235 85H237V84H235ZM244 85H245V84H244ZM248 85H249V84H248ZM252 85H253V84H252ZM252 85H251V86H252ZM81 86H82V85H81ZM84 86H85V85H84ZM141 86H142V85H141ZM150 86H152V85H150ZM186 86H188V85H186ZM204 86H205V85H204ZM229 86H230V85H229ZM231 86H232V85H231ZM49 87H50V86H49ZM62 87H63V86H62ZM71 87H72V86H71ZM73 87H74V86H73ZM90 87H91V86H90ZM135 87H136V86H135ZM145 87H146V86H145ZM165 87H166V86H165ZM172 87H173V86H172ZM223 87H224V86H223ZM39 88H40V87H39ZM39 88H38V89H39ZM82 88H85V87H82ZM87 88H88V87H87ZM87 88H86V89H87ZM91 88H92V91H93V87H91ZM97 88H98V85H97ZM97 88H96V89H97ZM146 88H147V87H146ZM157 88H158V87H157ZM163 88H164V87H163ZM252 88H253V87H252ZM120 89H121V88H120ZM239 89H240V88H239ZM254 89H255V88H254ZM254 89H253V90H254ZM73 90H75V89L73 88ZM97 90H98V89H97ZM113 90H114V89H113ZM121 90H122V89H121ZM228 90H229V89H228ZM249 90H250V89H249ZM69 91H70V90H69ZM100 91H101V90H100ZM139 91H141V90H139ZM246 91H247V90H246ZM46 92H47V91H46ZM48 92H49V91H48ZM59 92H61V91H59ZM59 92H58V94H59ZM80 92H81V91H80ZM82 92H83V91H82ZM84 92H85L86 94L84 93L85 95H83V97H84V96L87 97V95L89 94L90 91L87 89L86 91L84 90ZM94 92H95V91H94ZM94 92H93V93H94ZM117 92H118V91H117ZM214 92H215V91H214ZM251 92H252V91H251ZM78 93H79V88H78ZM87 93H88V94H87ZM98 93H99V92H98ZM106 93H107V92H106ZM115 93H116V92H115ZM115 93H114V94H115ZM118 93H119V92H118ZM244 93H246V92L244 91ZM55 94H56V93H55ZM76 94H77V92H76ZM76 94H74V95H76ZM107 94H108V93H107ZM206 94H207V93H206ZM251 94H252V93H251ZM255 94H256V93H255ZM260 94H261V93H260ZM2 95H3V94H2ZM69 95H70V94H69ZM77 95H78V94H77ZM89 95H91V94H89ZM108 95H109V94H108ZM237 95H238V94H237ZM61 96H62V95H61ZM65 96H66V95H65ZM99 96H100V95H99ZM102 96H103V95H102ZM192 96H193V95H192ZM263 96H264V95H263ZM263 96H262V97H263ZM51 97H52V96H51ZM89 97H90V96H89ZM93 97H94V96H93ZM93 97H92V98H93ZM106 97H107V96H106ZM108 97H109V96H108ZM110 97H111V96H110ZM210 97H211V96H210ZM237 97H238V96H237ZM63 98H64V97H63ZM197 98H198V97H197ZM247 98H248V97H247ZM249 98H250V97H249ZM249 98H248V99H249ZM257 98H258V97H257ZM32 99H33V98H32ZM71 99H72V97H71ZM78 99H79V98H78ZM83 99H84V98H83ZM87 99H88V98H87ZM115 99H116V98H115ZM84 100H85V99H84ZM88 100H89V99H88ZM95 100H96V99H95ZM246 100H247V99H246ZM263 100H264V99H263ZM76 101H77V100H76ZM210 101H211V100H210ZM229 101H231V100H229ZM239 101H240V100H239ZM66 102H67V101H66ZM106 102H107V101H106ZM249 102H250V101H249ZM256 102H257V100H256ZM52 103H53V102H52ZM64 103H65V102H64ZM69 103H70V102H69ZM71 103H73V102H71ZM119 103H120V101H119ZM246 103H247V102H246ZM62 104H63V103H62ZM86 104H87V103H86ZM94 104H95V103H94ZM237 104H238V103H237ZM35 105H36V104H35ZM73 105H74V104H73ZM75 105H76V104H75ZM234 105H235V104H234ZM238 105H239V104H238ZM69 106H70V105H69ZM78 106H79V105H78ZM80 106H81V105H80ZM109 106H110V105H109ZM164 106H165V105L163 104V107H164ZM208 106H209V105H208ZM210 106H211V105H210ZM240 106H241V105H240ZM49 107H50V106H49ZM67 107H68V106H67ZM67 107H65V108L67 109ZM104 107H105V106H104ZM117 107H118V106H117ZM117 107H116V109H117ZM165 107H166V106H165ZM167 107H168V106H167ZM229 107H230V106H229ZM231 107H232V106H231ZM252 107H254V106H252ZM36 108H37V107H36ZM40 108H41V107H40ZM72 108H73V107H72ZM80 108H81V107H78L79 110H80ZM149 108H150V107H149ZM149 108H148V109H149ZM168 108H170V107H168ZM193 108H194V107H193ZM246 108H247V107H246ZM37 109H38V108H37ZM37 109H35V110L37 111ZM66 109H65V110H66ZM129 109H130V108H129ZM179 109H180V108H179ZM226 109H227V108H226ZM236 109H237V108H236ZM254 109H255V108H254ZM43 110H44V109H43ZM48 110H49V109H48ZM39 111H40V110H39ZM107 111H108V110H107ZM112 111H113V110H112ZM134 111H135V110H134ZM138 111H139V110H138ZM233 111H234V110H233ZM233 111H232V112H233ZM235 111H236V110H235ZM242 111H243V110H242ZM65 112H66V111H65ZM67 112H68V111H67ZM146 112H147V111H146ZM158 112H159V111H158ZM163 112H164V111H163ZM166 112H167V111H166ZM224 112H225V111H224ZM7 113H8V112H7ZM78 113H79V111H78ZM94 113H95V115H97L99 112H97V113L94 112ZM76 114H77V113H76ZM79 114H80V113H79ZM159 114H160V113H159ZM208 114H209V113H208ZM228 114H229V113H228ZM99 115H100V114H99ZM106 115H107V114H106ZM132 115H133V114H132ZM134 115H135V114H134ZM138 115H139V113H138ZM150 115H151V113H150ZM164 115H167V114L164 112ZM177 115H178V114H177ZM218 115H219V114H218ZM223 115H224V114H222V117H224ZM226 115H227V114H226ZM235 115H236V114H235ZM237 115H238V114H237ZM249 115H250V114H249ZM40 116H41V115H40ZM90 116H92V115H90ZM93 116H94V114H93ZM107 116H108V115H107ZM135 116H136V115H135ZM143 116H144V115H143ZM151 116H152V115H151ZM151 116H150V117H151ZM167 116H168V115H167ZM167 116H166V117H167ZM215 116H216V115H215ZM220 116H221V115H220ZM263 116H264V115H263ZM160 117H161V116L158 117L159 120H160ZM162 117H163V116H162ZM176 117H177V116H176ZM243 117H245V119L248 120V119L246 118L245 115H244ZM87 118H88V117H87ZM133 118H134V117H133ZM148 118H149V117H148ZM154 118H156L155 115H154V117H153V120H154ZM172 118H173V117H172ZM261 118H262V117H261ZM261 118H260V119H261ZM136 119H137V118H136ZM144 119H145V118H144ZM165 119H166V118H165ZM174 119H175V118H174ZM197 119H198V118H197ZM200 119H201V118H200ZM200 119H199V120H200ZM220 119H221V118H220ZM138 120H139V119H138ZM217 120H218V119H217ZM227 120H229V119H227ZM230 120H231V118H230ZM235 120H236V119H235ZM262 120H264V119H262ZM145 121H146V120H145ZM151 121H152V120H151ZM165 121H166V120H165ZM241 121H242V120H241ZM258 121H259V120H258ZM92 122H93V121H92ZM96 122H97V120H96ZM96 122H95V123H96ZM136 122H137V121H136ZM160 122H162V121L160 120ZM166 122H167V121H166ZM169 122H170V121H169ZM189 122H190V121H189ZM148 123H149V121H148ZM163 123H164V122H163ZM172 123H173V122H172ZM181 123H182V122H181ZM224 123H225V122H224ZM228 123H229V122H228ZM249 123H250V122H249ZM253 123H254V122H253ZM62 124H64V123H62ZM149 124H150V123H149ZM198 124H199V122H198ZM247 124H248V122L246 123V125H247ZM250 124H251V123H250ZM255 124H256V123H255ZM60 125H61V124H60ZM125 125H126V124H125ZM162 125H164V124H162ZM187 125H188V124H187ZM224 125H225V124H224ZM226 125H227V124H226ZM156 126H157V124H156ZM177 126H178V124H177ZM228 126H229V125H228ZM230 126H231V125H230ZM233 126H234V124H233ZM239 126H240V125H239ZM132 127H133V125H132ZM178 127H179V126H178ZM249 127H250V126H249ZM251 127H252V126H251ZM251 127H250V128H251ZM133 128H134V127H133ZM133 128H132V129H133ZM161 128H163V127H161ZM226 128H227V127H226ZM238 128H239V127H238ZM241 128H242V127H241ZM262 128H263V127H262ZM99 129H100V128H99ZM103 129H104V128H103ZM103 129H102V131H103ZM106 129H107V128H106ZM116 129H117V128H116ZM132 129H131V130H132ZM198 129H199V128H198ZM214 129H215V128H214ZM29 130H30V129H29ZM88 130H89V129H87V131H88ZM104 130H105V129H104ZM131 130H130V131H131ZM182 130H183V129H182ZM242 130H243V129H242ZM262 130L264 131V128H263ZM91 131H92V130H91ZM107 131H108V130H107ZM115 131H116V130H115ZM124 131H126V129H125ZM135 131H136V130H134V132H135ZM150 131H151V130H150ZM159 131H160V130H159ZM169 131H172V130L169 129ZM169 131H168V132H169ZM211 131H212V130H211ZM224 131H225V130H224ZM246 131H247V130H246ZM1 132H2V131H1ZM65 132H66V131H65ZM92 132H93V131H92ZM92 132H91V133H92ZM103 132H104V131H103ZM154 132H155V131H154ZM168 132H167V133H168ZM180 132H182V131H180ZM184 132H185V131H184ZM213 132H214V131H213ZM233 132L235 133V131H233ZM240 132H241V131H240ZM69 133H70V132H69ZM105 133H106V131H105ZM118 133L120 134V132H118ZM124 133H125V132H124ZM142 133H143V132H142ZM164 133H166V131H164ZM167 133H166V134H167ZM177 133H178V132H177ZM217 133H218V132H217ZM227 133H228V132H226V134H227ZM92 134H93V133H92ZM95 134H96V133H95ZM113 134H114V133H113ZM138 134H139V133H138ZM143 134H144V133H143ZM154 134H155V133H154ZM191 134H192V132H191ZM206 134H207V132H206ZM220 134H221V133H220ZM69 135H70V134H69ZM103 135H104V134H103ZM103 135L100 134L101 137H103ZM105 135H106V134H105ZM123 135H124V134H123ZM129 135H132V134H130V132H129ZM129 135L127 134V136H129ZM150 135H151V133H150ZM156 135H157V134H156ZM170 135H171V134H170ZM172 135H173V134H172ZM180 135H181V134H180ZM194 135H195V134H194ZM197 135H198V134H197ZM200 135H201V133H200ZM248 135H249V134H248ZM93 136H94V135H93ZM95 136H96V135H95ZM100 136L98 135V138H101ZM118 136H119V135H118ZM118 136H117V137H118ZM120 136H121V135H120ZM127 136H126V137H127ZM157 136H158V135H157ZM160 136H161V135H160ZM201 136H202V135H201ZM206 136H207V135H206ZM241 136H242V135H241ZM243 136H244V134H243ZM251 136H252V135H251ZM66 137H67V136H66ZM121 137H122V136H121ZM133 137H135V136H133ZM141 137H142V136H141ZM153 137H154V136H153ZM177 137H178V136H177ZM223 137H224V136H223ZM245 137H246V136H245ZM245 137H244V138H245ZM258 137H259V136H258ZM261 137H262V136H261ZM263 137H264V136H263ZM104 138H105V137H104ZM155 138H156V136H155ZM164 138H165V137H164ZM164 138L161 139V141H163V140L165 141ZM181 138H182V137H181ZM200 138H201V137H200ZM109 139H110V138H109ZM115 139H119V138H115ZM121 139H122V138H121ZM158 139H160V138H158ZM158 139H157V140H158ZM193 139L195 140L194 137H193ZM193 139H192V140H193ZM204 139H205V138H204ZM238 139H239V138H238ZM13 140H14V139H13ZM47 140H48V139H47ZM47 140H46V141H47ZM92 140H93V139H92ZM102 140H103V139H102ZM104 140H106V139H104ZM137 140H138V139H137ZM139 140H140V139H139ZM151 140H152V139H151ZM166 140H167V139H166ZM260 140H261V139H260ZM14 141H15V140H14ZM96 141H97V140H96ZM96 141H95V143H96ZM121 141H122V140H121ZM129 141H131V143H132V140H129ZM148 141H149V140H148ZM148 141H147V142H148ZM189 141H190V140H189ZM201 141H202V140H201ZM252 141H253V140H252ZM255 141H256V140H255ZM29 142H30V141H29ZM86 142H87V141H86ZM124 142H125V141H124ZM124 142H123V143H124ZM143 142H144V141L142 140V143H143ZM156 142H157V141H156ZM159 142H160V141H159ZM171 142H172V141H171ZM190 142H191V141H190ZM5 143H7V141H6ZM19 143H20V142H19ZM47 143H48V142H47ZM104 143H105V142H104ZM126 143H128V142H126ZM129 143H130V142H129ZM129 143H128L127 145H129ZM149 143H150V141H149ZM160 143H161V142H160ZM163 143H165V142H163ZM181 143H182V142H181ZM192 143H193V142H192ZM238 143H241V142H238ZM252 143H253V142H252ZM254 143H255V142H254ZM20 144H22V142H21ZM81 144H82V142H81ZM120 144H121V142H120ZM124 144H125V143H124ZM124 144H123V145H124ZM165 144H166V143H165ZM165 144H163V145H165ZM236 144H237V143H236ZM242 144H243V143H242ZM242 144H241V146H242ZM23 145H24V144H23ZM57 145H58V144H57ZM82 145L84 146V143H83ZM90 145H91V143H90ZM95 145H96V144H95ZM98 145H99V144H98ZM139 145H140V144H139ZM143 145H144V143H143ZM146 145H147V144H146ZM146 145H145V146H146ZM150 145H151V143H150ZM161 145H162V143H161ZM188 145H189V144H188ZM192 145H193V144H192ZM221 145H222V144H221ZM237 145H238V144H237ZM243 145H244V144H243ZM121 146H122V144H121ZM133 146H134V145H133ZM141 146H142V145H141ZM153 146H154V145H153ZM156 146H157V145H156ZM165 146H166V145H165ZM165 146H164V147H165ZM43 147H44V146H43ZM85 147H86V146H85ZM102 147H103V146H102ZM116 147H117V146H116ZM118 147H119V146H118ZM118 147H117V148H118ZM125 147H126V149H127V146H125ZM125 147H124V148H125ZM142 147H144V146H142ZM147 147H148V146H147ZM151 147H152V146H151ZM239 147H240V145H239ZM44 148H45V147H44ZM47 148H49V147H47ZM83 148H84V147H83ZM131 148H132V147H131ZM137 148H138V147H137ZM149 148H150V147H149ZM149 148H148V150H149ZM183 148H184V146H183ZM243 148H244V147H243ZM13 149H14V148H13ZM77 149H78V148H77ZM114 149H115V148H114ZM118 149H119V148H118ZM118 149H117V150H118ZM133 149H136V148H133ZM142 149H143V148H141V150H142ZM146 149H147V148H146ZM146 149H145V150H146ZM153 149H154V148H153ZM233 149H234V148H233ZM241 149H242V147H241ZM241 149H240V150H241ZM9 150H10V148H9ZM9 150L7 151L8 153H9ZM51 150H54V151H55V149H51ZM57 150H58V149H57ZM98 150H99V149H98ZM101 150H102V149H101ZM123 150H124V149H123ZM143 150H144V149H143ZM148 150H146V151H148ZM4 151H5V150H4ZM21 151H22V150H21ZM62 151H63V150H62ZM120 151H121V150H120ZM154 151H156V150H154ZM157 151H158V150H157ZM172 151H173V150H172ZM196 151H197V150H196ZM236 151H237V150H236ZM247 151H248V150H247ZM5 152H6V151H5ZM22 152H23V151H22ZM24 152H25V151H24ZM39 152H41V151H39ZM73 152H74V151H73ZM103 152H104V151H103ZM143 152H144V151H143ZM181 152H182V151H181ZM250 152H251V151H250ZM12 153H13V152H12ZM35 153H36V152H35ZM52 153H53V152H52ZM55 153H56V151H55ZM57 153H58V152H57ZM82 153H83V151H82ZM82 153L80 154V156L82 155ZM85 153H86V152H85ZM99 153H100V152H99ZM104 153H105V152H104ZM116 153H117V151H116ZM119 153H122V152H119ZM129 153H130V152H129ZM133 153H135V152H133ZM209 153H210V152H209ZM3 154H5V153H3ZM3 154H2V155H3ZM14 154H15V153H14ZM22 154H23V153H22ZM43 154H44V153H43ZM71 154H72V153H71ZM78 154H79V153H78ZM88 154H89V153H88ZM96 154H97V152H96ZM96 154H94V156H95ZM124 154H125V152H124ZM131 154H132V152H131ZM131 154H130V155H131ZM262 154H263V153H262ZM37 155H38V154H37ZM54 155H55V154H54ZM56 155H57V154H56ZM56 155H55V156H56ZM122 155H123V153H122ZM143 155H144V154H143ZM154 155H155V154H154ZM234 155H235V154H234ZM238 155H239V154H238ZM8 156H9V155H8ZM38 156H39V155H38ZM97 156H98V155H97ZM101 156H102V155H101ZM110 156H111V155H110ZM110 156H109V157H110ZM123 156H124V155H123ZM126 156H127V155H126ZM47 157H48V156H47ZM52 157H53V156H52ZM57 157H59V156L57 155ZM73 157H74V156H73ZM76 157H78V156L75 155L74 158L76 159ZM84 157H86V155H85ZM89 157H90V156H89ZM124 157H125V156H124ZM139 157H141V155H140ZM143 157H144V156H143ZM147 157H148V156H147ZM157 157H158V156H157ZM170 157H172V156H170ZM1 158H2V157H1ZM38 158H39V157H38ZM62 158H63V157H62ZM118 158H119V157H118ZM136 158H137V157H136ZM168 158H169V157H168ZM238 158H239V157H238ZM249 158H250V157H249ZM5 159H6V157H5ZM19 159H20V158H19ZM39 159H40V158H39ZM68 159H70V158H68ZM90 159H92V158H90ZM96 159H97V157H96ZM113 159H114V158H112V160H113ZM120 159H121V158H120ZM139 159H140V158H139ZM162 159H163V158H162ZM162 159L160 158V160H162ZM7 160H8V159H7ZM34 160H35V159H34ZM42 160H43V158H42ZM47 160H48V159H47ZM66 160H67V159H66ZM77 160H79V157L77 158ZM123 160H124V158H122V162H123ZM129 160H130V158H129ZM170 160H171V159H170ZM240 160H241V159H240ZM2 161H3V160H2ZM4 161H5V160H4ZM17 161H18V160H17ZM30 161H31V160H30ZM43 161H44V160H43ZM53 161H54V160H53ZM70 161H71V160H70ZM72 161L74 162V160H72ZM72 161H71V162H72ZM87 161H88V160H87ZM99 161H100V160H99ZM117 161H118V160H117ZM130 161H131V160H130ZM145 161H146V160H145ZM147 161H148V160H147ZM168 161H169V160H168ZM250 161H251V160H250ZM0 162H1V161H0ZM19 162H20V161H19ZM21 162H22V161H21ZM21 162H20V163H21ZM81 162H82V161H81ZM83 162H84V160H83ZM88 162H89V161H88ZM90 162H91V161H90ZM108 162H109V161H108ZM113 162H114V161H113ZM128 162H129V161H128ZM262 162H263V161H262ZM1 163H2V162H1ZM7 163H8V162H7ZM33 163H34V162H33ZM33 163H31V165H32ZM46 163H47V162H46ZM46 163H45V164H46ZM49 163H50V162H49ZM61 163H62V162H61ZM68 163H70V162H68ZM68 163H66V164H68ZM124 163H125V162H124ZM140 163H141V162H140ZM140 163H139V164H140ZM151 163L154 164V162H151ZM151 163H150V164H151ZM158 163H159V162L157 161V163L154 164V167H155V165H157ZM162 163H163V162H162ZM182 163H183V161H182ZM233 163H234V162H233ZM257 163H258V162H257ZM3 164H4V163H3ZM3 164H2V165H3ZM12 164H13V163H12ZM64 164H65V163H64ZM66 164H65V166H67ZM71 164H72V163H71ZM103 164H106V163H103ZM118 164H119V163H118ZM135 164H136V163H135ZM146 164H147V163H146ZM153 164H151V165H153ZM170 164H171V163H170ZM174 164H175V163H174ZM224 164H225V163H224ZM235 164H236V163H235ZM35 165H36V164H35ZM35 165H34V167H37V166H39V165H41V164H39V165L37 164V166H35ZM43 165H44V164H43ZM48 165H49V164H48ZM51 165H52V164H51ZM106 165H107V164H106ZM119 165H121V164H119ZM122 165H124V164H122ZM122 165H121V166H122ZM127 165H128V164H127ZM144 165H145V164H144ZM147 165H148V164H147ZM151 165H150V166H151ZM165 165H168V164L166 163ZM196 165H197V164H196ZM15 166H16V165H15ZM20 166H21V164H20ZM54 166H56V165H54ZM62 166H63V165H62ZM68 166H69V165H68ZM98 166H99V165H98ZM111 166H112V164H111ZM131 166H132V165H131ZM138 166H139V165H138ZM138 166H136V168H137ZM199 166H200V165H199ZM230 166H231V165H230ZM233 166H234V164H233ZM246 166H247V165H246ZM252 166H253V165H252ZM258 166H259V165H258ZM25 167H26V166H25ZM31 167L33 168V165H32ZM39 167H40V166H39ZM39 167H37V168H39ZM41 167H42V166H41ZM41 167H40V168H41ZM50 167H51V166H50ZM52 167H53V166H52ZM73 167H74V166H73ZM75 167H76V166H75ZM79 167H80V166H79ZM86 167H87V166H86ZM100 167H101V166H100ZM106 167H107V166H106ZM151 167H152V166H151ZM157 167H158V166H157ZM167 167H169V165H168ZM171 167H172V166H171ZM21 168H22V167H21ZM46 168H47V167H46ZM71 168H72V166H71ZM95 168L97 169L96 166H95ZM124 168H125L126 171H127L128 168H126V167H124ZM130 168H131V167H130ZM133 168H134V166H133ZM139 168H140V166H139ZM145 168H146V167H145ZM159 168H160V170H162V169H161V165H160ZM163 168H164V167H163ZM229 168H230V167H229ZM249 168H251V167H248V169H249ZM253 168H254V167H252V169H253ZM25 169H26V168H25ZM53 169H54V168H53ZM53 169H52V170H53ZM57 169H58V168H57ZM64 169H65V168H64ZM72 169H73V168H72ZM87 169H89V168L87 167ZM96 169H94V170L96 171ZM134 169H135V168H134ZM143 169H144V168H143ZM150 169H151V168H150ZM173 169H174V168H173ZM232 169H233V168H232ZM255 169H257V166L255 167ZM255 169H254V171H256ZM4 170H5V169H4ZM8 170H9V168H8ZM27 170H28V169H27ZM31 170H32V169H31ZM45 170H46V169H45ZM68 170H69V168H68ZM78 170H79V169H78ZM120 170H122V169H120ZM132 170H133V169H131L130 172H133V175H134V171H132ZM137 170H138V169H137ZM167 170H168V169H166V172H168ZM169 170H170V169H169ZM239 170H240V169H239ZM250 170H251V169H250ZM258 170H259V169H258ZM263 170H264V169H263ZM9 171H10V170H9ZM16 171H17V170H16ZM16 171H15V172H16ZM18 171H19V170H18ZM40 171H42V170L40 169ZM43 171H44V170H43ZM49 171L51 172V168L49 169ZM49 171H48V172H49ZM95 171H94V172H95ZM98 171H99V168H98ZM101 171H102V169H101ZM122 171H123V170H122ZM144 171H145V170H144ZM144 171H143V173H144ZM146 171H147V169H146ZM150 171H151V170H149V172H150ZM202 171H203V170H202ZM247 171H248V170H247ZM254 171H253V172H254ZM1 172H2V171H1ZM25 172H26V171H25ZM45 172H47V171H45ZM50 172H49V174H50ZM52 172H53V171H52ZM54 172H55V170H54ZM54 172H53L51 175H53ZM69 172H70V170H69L67 173H69ZM79 172H80V171H79ZM92 172H93V171H92ZM130 172H129V174H130ZM149 172H148V173H149ZM154 172H155V171H154ZM154 172H153V173H154ZM211 172H212V171H211ZM233 172H234V171H233ZM236 172H237V171H236ZM245 172H246V171H245ZM256 172H257V171H256ZM256 172H255V173H256ZM17 173H18V172H17ZM57 173H58V171H57ZM57 173H55V175H56ZM64 173H65V172H64ZM71 173H73V172H71ZM74 173H75V172H74ZM76 173H77V172H76ZM82 173L84 174L83 171H82ZM82 173H81V175H82ZM138 173H139V172H138ZM156 173H157V172H155V174H156ZM212 173H213V172H212ZM214 173H215V172H214ZM216 173H218V172H216ZM216 173H215V174H216ZM230 173H232V172H230ZM41 174H42V173H41ZM58 174H59V173H58ZM89 174H90V172H89ZM113 174H114V173H113ZM125 174H127V173L125 172ZM135 174H136V173H135ZM139 174H140V176H141V173H139ZM149 174H150V177H151V176L154 177V178H155V177H157V178L159 177V179H161V176H162V175H160V176H156L157 174L155 175V174H152L151 172H150ZM234 174H235V173H234ZM0 175H1V174H0ZM6 175L8 176L9 174H6ZM39 175H40V174H39ZM45 175L47 176V173H46ZM55 175H54V176H55ZM60 175H61V174H60ZM65 175H67V174H65ZM65 175H64V176H65ZM100 175H103V174H100ZM133 175H132V176H133ZM144 175H146V174H143V180L145 179ZM154 175H155V176H154ZM168 175H169V172H168ZM216 175L218 176V174H216ZM231 175H232V174H231ZM235 175H237V173H236ZM257 175H258V174H257ZM49 176H50V175H48L47 177H49ZM58 176H59V175H57V177H55L57 181L60 180V179H57V178H59ZM61 176H63V175H61ZM61 176H60V178H61ZM68 176H69V175H67V176H65V177L69 179L70 176H69V177H68ZM74 176H75V175H74ZM86 176H87V175H86ZM96 176H97V175H96ZM115 176H116V175H115ZM115 176H114V177H115ZM146 176H147V175H146ZM199 176H200V175H199ZM217 176H216V177H217ZM238 176H239V174H238ZM240 176H241V175H240ZM240 176H239V177H240ZM242 176H243V175H242ZM247 176H248V174H247ZM247 176H246V177H247ZM1 177H2V176H1ZM50 177H51V176H50ZM71 177H73V174H71ZM91 177H92V173H91ZM118 177H119V176H118ZM205 177H206V176H205ZM258 177H260V175H258ZM261 177H262V176H261ZM16 178H17V176H16ZM20 178H22V177H20ZM23 178H24V177H23ZM29 178H30V177H29ZM37 178H38V177H37ZM44 178H46V177H44ZM51 178H52V177H51ZM74 178H75V177H74ZM76 178H78V175H76ZM87 178H88V177H87ZM115 178H116V177H115ZM123 178H125V177H124V174H123ZM139 178H140V177H139ZM157 178H155V179H157ZM235 178H237V177H235ZM242 178H243V177H242ZM247 178H248V177H247ZM255 178L257 179V177H255ZM262 178L264 179V177H262ZM0 179H1V178H0ZM3 179H4V178H3ZM7 179H8V178H7ZM13 179H14V178H13ZM48 179H49V178H48ZM61 179H62V178H61ZM78 179H80V178H78ZM78 179H77V182L79 181ZM103 179H105V178H103ZM137 179H138V178H137ZM170 179H171V176H170ZM213 179H214V178H213ZM216 179H217V178H216ZM253 179H254V178H251V179H249V180L251 181V180H253ZM259 179H260V178H259ZM1 180H2V179H1ZM1 180H0V181H1ZM4 180H5V179H4ZM14 180H15V179H14ZM41 180H42V179H41ZM43 180H44V179H43ZM49 180H50V179H49ZM52 180H55L54 177L52 178ZM52 180H50L52 183L56 181V180H55V181H52ZM63 180H64V178H63ZM71 180H72V179H71ZM92 180H94V179H92ZM96 180H97V179H96ZM115 180H116V179H115ZM117 180H118V179H117ZM126 180H128V179H126ZM140 180H142V179H140ZM147 180H148V179H147ZM149 180H150V179H149ZM211 180H212V179H211ZM217 180H218V179H217ZM237 180H239V179H237ZM260 180H261V179H260ZM22 181H23V180H22ZM68 181H69V185H70V182H71V185H72V182H73V181H70V180H68ZM85 181L88 182L87 179H86V180L84 179V182H85ZM119 181H120V180H119ZM165 181H166V180H165ZM195 181H196V180H195ZM202 181H203V180H202ZM209 181H210V180H209ZM246 181H247V180H246ZM256 181H258V179H257ZM7 182L9 183L8 180H7ZM7 182H6V180H5V183H7ZM16 182L18 183V181H16ZM40 182H41V181H40ZM40 182L38 183L39 186H40ZM51 182H50V183H51ZM64 182L66 183L67 180H65ZM91 182H92V181H91ZM122 182H123V181H122ZM122 182H121V187L123 188V187H124V183H122ZM142 182H143V181H142ZM155 182H158V181H157V180H154V181H153V184L156 185V187H159V186L163 187V185H162L161 183H159L160 185H157L158 183L156 184ZM167 182H168V180H167ZM258 182H259V181H258ZM258 182L255 183L254 185H256V184L260 185V184H261L260 186H261V188H262V187H263V184L261 183L262 180H261L260 183H258ZM21 183H22V182H21ZM50 183L48 182V184H50ZM59 183H62V184L64 185V183L61 182V180H60ZM79 183H80V182H78V184H79ZM233 183H234V182H233ZM252 183H254V181H252ZM32 184H33V183H32ZM32 184H30L29 186H31ZM46 184H47V183H46ZM55 184H56V182H55ZM57 184H58V183H57ZM66 184H68V183H66ZM75 184H77V183H75ZM122 184H123V185H122ZM127 184H128V183H127ZM148 184H149V183H148ZM153 184H151L150 186H153ZM247 184H248V183H247ZM250 184H251V182H250L248 185H250ZM0 185H1V183H0ZM18 185H19V184H18ZM52 185H53V184H52ZM52 185L50 184V187H51ZM59 185H61V184H59ZM79 185H81V187H82V184H79ZM84 185H85V184H84ZM112 185H113V184H112ZM229 185H230V184H229ZM233 185H234V184H233ZM252 185H253V184H252ZM252 185L249 186V189H251V187H252V190H253V189L255 188V186L253 185V186H254V188H253ZM32 186H33V185H32ZM36 186H37V185H36ZM55 186H58V185H55ZM66 186H68V185H66ZM75 186H76V185H75ZM77 186H78V185H77ZM98 186H99V185H98ZM104 186H105V185H104ZM114 186H115V185H114ZM116 186H117V185H116ZM256 186H257V185H256ZM37 187H38V186H37ZM43 187H44V186H43ZM50 187H48V188L45 187L46 189H45L44 191L50 189ZM58 187H59V186H58ZM79 187H80V186H79ZM83 187H84V186H83ZM83 187H82V188H83ZM111 187H112V186H111ZM247 187H248V186H247ZM12 188H13V187H12ZM38 188H39V187H38ZM64 188H67V187H65V185H64ZM68 188H69V187H68ZM68 188H67L65 191L68 192V194H69L70 191L68 190ZM73 188H74V186H73ZM73 188H72V189H73ZM82 188H81V189H82ZM85 188H86V187H85ZM91 188H92V187H91ZM147 188H148V187H147ZM150 188H151V187H150ZM234 188H235V187H234ZM259 188H260V187H259ZM41 189H43V188H41ZM52 189L54 190L53 187H52ZM55 189H56V187H55ZM57 189H59V188H57ZM74 189H75V188H74ZM102 189H103V188H102ZM108 189H109V187H108ZM145 189H146V188H145ZM156 189H157V188H156ZM156 189H155V190H156ZM160 189H161V188H159V190H160ZM256 189H257V190H256V192H257V191H258V187H257ZM6 190H7V193H8V189H6ZM10 190H11V189H10ZM23 190H25V189H23ZM35 190H36V189L34 188V191H35ZM38 190L40 191V188H39ZM53 190H52V191H53ZM60 190H61V192H64V193H65V191H64L63 189H60ZM62 190H63V191H62ZM78 190H80V189L78 188ZM98 190H99V193H98V192H97V193H98V195H100V192H101L100 188H98ZM155 190H148V189H147V192L149 191L148 193L151 194V193H152L153 191H155ZM166 190H167V189H166ZM263 190H264V188H263ZM11 191H12V193H10V194H12L14 197H15V196H16V197L18 196L17 199H18V201H19V200H20V199H19V195H17V193H16L15 191H13V190H11ZM26 191L28 192V190H26ZM32 191H33V189H32ZM39 191H38V192H39ZM48 191H49V190H48ZM48 191H47V192H48ZM71 191H72V190H71ZM110 191H111V190H110ZM150 191H152V192H150ZM220 191H221V190H220ZM253 191H255V190H253ZM260 191H262V190L260 189ZM0 192H1V189H0ZM9 192H10V191H9ZM35 192H36L35 195L37 196V193H38L37 190H36ZM50 192H51V191H50ZM167 192H169V190H167ZM172 192L175 193L174 190H172ZM221 192H222V191H221ZM247 192H248V191H247ZM263 192H264V191H263ZM1 193H2V192H1ZM21 193H22V192H21ZM31 193H33V195H34V192H31ZM43 193H44V192H43ZM43 193H38V196L41 198V195H42ZM70 193H71V192H70ZM82 193H84V192L82 191ZM82 193H81V194H82ZM108 193H109V192H108ZM218 193H219V192H218ZM225 193H226V192H225ZM49 194H50V193H49ZM49 194H48V196H49ZM52 194H53V193H52ZM58 194H59V193H58ZM75 194L77 195V192L75 193V190H74V195H75ZM110 194H111V193H110ZM116 194H117V193H116ZM152 194H153V193H152ZM152 194H151V195H152ZM221 194H223V193H221ZM227 194L229 195L230 193H227ZM248 194H249V193H248ZM254 194H256V193H254ZM3 195H4V194H3ZM3 195H2V196H3ZM12 195H11V196H12ZM22 195H23V194H22ZM28 195H29V194H28ZM33 195H32V197H33ZM35 195H34V196H35ZM63 195H64V194H62V196H63ZM70 195H71V194H70ZM76 195H75V196H76ZM84 195H85V194H84ZM230 195H231V194H230ZM230 195H229V196H230ZM249 195H250V194H249ZM252 195H253V194H252ZM252 195H251V196H252ZM256 195H257V194H256ZM256 195H255V197H257ZM260 195H261V194H260ZM2 196H1V197H2ZM7 196H10V195L7 194ZM11 196H10V197H11ZM13 196H12V197H13ZM29 196H30V195H29ZM38 196L35 197V198H38ZM44 196L47 197V194L44 195ZM44 196H43V198H44ZM60 196H61V195H59V197H60ZM79 196H80V195H79ZM79 196H76V197H79ZM95 196H97V195H95ZM108 196H109V195H108ZM245 196H246V195H245ZM251 196H250L249 198L252 199ZM1 197H0V199H1ZM3 197H4V196H3ZM5 197H6V196H5ZM12 197L9 198V201H10V199H11V200L13 199ZM46 197H45V198H46ZM53 197H54V196H53ZM57 197H58V196H57ZM65 197H66V196H65ZM67 197H68V196H67ZM106 197H107V196H106ZM29 198H31V197H29ZM45 198H44V199H45ZM49 198H51V199L53 200L52 195H51V197L49 196ZM61 198H62V197H61ZM61 198H60V199H61ZM111 198H112V197H111ZM130 198H131V195H130ZM130 198H128V200H129ZM260 198H261V197H260ZM260 198H257V200H256V199H254V197H253V199H254L255 201H258V202H259L258 199H260ZM5 199H6V198H5ZM46 199H47V198H46ZM46 199H45V200H46ZM54 199H56V197H54ZM81 199H82V197H81ZM137 199L139 200V198H137ZM206 199H207V198H206ZM246 199L248 200V202H251V200L249 201V199H248L247 197H246ZM1 200H2V199H1ZM38 200L40 201L39 198H38ZM45 200H43V202H44ZM69 200H70V199H69ZM76 200H77V199H76ZM126 200H127V199H126ZM128 200H127V201H128ZM130 200H131V199H130ZM132 200L134 201L133 198H132ZM16 201H17V200H15V202H16ZM34 201H35V200H34ZM47 201H48V200H46V202H47ZM49 201H50V199H49ZM49 201H48V203H49ZM57 201H59V200H57ZM62 201H63V202H62ZM62 201H61L60 203H64V202H65L63 198H62ZM77 201H79V198H78ZM193 201H194V200H193ZM223 201H224V200H223ZM2 202H5V200H2ZM12 202H13V201H12ZM43 202H40V203H43ZM46 202H45V203H46ZM71 202H72V201H71ZM123 202H124V201H123ZM123 202H122V203H123ZM128 202H129V201H128ZM130 202H131V201H130ZM134 202H135V201H134ZM134 202H131V203L133 204ZM137 202H138V201H137ZM66 203H68V201H67ZM66 203H65V204H66ZM139 203H140V202L137 203V206L140 208V205H141V208L139 209V212H141V210H142V205H143V204H142V203L139 204ZM189 203H190V202H189ZM251 203H252V202H251ZM12 204L14 205V203H12ZM15 204H16V203H15ZM43 204H44V203H43ZM126 204H127V202H126ZM10 205H11V204H10ZM25 205H26V206H25ZM25 205H24V206H25V208H26L28 205H27V203H26ZM37 205H39V203H38ZM47 205H48V204H46V206H47ZM62 205H64V204H62ZM62 205H61V206H62ZM68 205H69V204H68ZM118 205H120V204H118ZM122 205H124V204H122ZM122 205H121L120 207H122ZM128 205H129V204H127L126 206H128ZM135 205H136V204H135ZM206 205H207V204H206ZM15 206H16V205H15ZM52 206H53V205H52ZM71 206H72V205H71ZM71 206H69V207H71ZM94 206H95V204H94ZM110 206H111V204H110ZM124 206H125V205H124ZM129 206H130V205H129ZM160 206H161V205H160ZM185 206L187 207V205H185ZM195 206H196V205H195ZM33 207H34V210L37 211V208L35 209V206H33ZM56 207H57V206H56ZM62 207H63V206H62ZM62 207H61V208H62ZM72 207H73V206H72ZM132 207H133V206H132ZM138 207H137V208H138ZM169 207H170V206H169ZM224 207H225V206H224ZM248 207H249V206H248ZM251 207H252V206H251ZM17 208H18V206H17ZM17 208H16V209H17ZM31 208H32V207H31ZM31 208L29 209V210H30L29 212H31ZM58 208H59V207H58ZM67 208H68V206H67ZM67 208H64V210L66 209V211H67ZM90 208H91V209H92V208L94 209V207H90ZM130 208H131V206H130ZM134 208H135V207H133L132 209L134 210ZM144 208H145V204H144ZM146 208H147V206H146ZM153 208H154V206H153ZM167 208H168V207H167ZM172 208H173V207H172ZM187 208H188V207H187ZM16 209H15V210H16ZM48 209H49V208H48ZM50 209H51V208H50ZM62 209H63V208H62ZM93 209H92V210H93ZM163 209H164V208H163ZM168 209H170V208H168ZM191 209H192V208H191ZM205 209H206V208H205ZM246 209H247V208H246ZM251 209H252V208H251ZM253 209H254V207H253ZM1 210H2V209H1ZM32 210H33V209H32ZM58 210H59V209H58ZM77 210H78V209H77ZM107 210H108V209H107ZM115 210H116V209H115ZM127 210H129V209H127ZM133 210H132V211H133ZM154 210H156V209H154ZM172 210H173V209H172ZM39 211H40V210H38L37 212H39ZM48 211L50 212V210H48ZM54 211H55V210L52 211L53 214L55 213ZM68 211H69V210H68ZM73 211H74V210H73ZM79 211H80V210H79ZM98 211H99V210H98ZM125 211H126V210H125ZM125 211H124V212H125ZM129 211H130V210H129ZM129 211H128V213H131V212H129ZM136 211H138V210H136ZM136 211H135V212H136ZM146 211H147V210H146ZM159 211H161V209H160ZM159 211H158V212H159ZM175 211H176V210H175ZM224 211H225V210H224ZM252 211H254V210H252ZM16 212H18V211L16 210ZM16 212H15V213H16ZM27 212H28V209H27ZM56 212H57V211H56ZM59 212H60V211H59ZM59 212H58V214H59ZM85 212H86V211H85ZM93 212H95V210H94ZM93 212H92V213H93ZM99 212H100V211H99ZM104 212H105V211H104ZM111 212H112V211H111ZM118 212H119V211H118ZM135 212H134V213H135ZM151 212H152V211H151ZM176 212H177V211H176ZM187 212H188V211H187ZM250 212H251V210H250V211L248 210V213L251 215L252 212H251V213H250ZM254 212H255V211H254ZM46 213H47V212H46ZM63 213H65V212H63ZM68 213L71 215L70 211H69ZM68 213H67V214H68ZM75 213H76V212H75ZM75 213H74V214H75ZM78 213H79V212H78ZM81 213H82V212H81ZM90 213H91V212H90ZM92 213H91V214H92ZM95 213H96V212H95ZM107 213H108V212H107ZM125 213H127V211H126ZM128 213H127V214H128ZM132 213H133V212H132ZM147 213H148V212H147ZM152 213H153V212H152ZM163 213H164V212H163ZM163 213H162V214H163ZM172 213H173V212H172ZM177 213H178V212H177ZM210 213H211V212H210ZM17 214H18V213H17ZM17 214H16V215H17ZM22 214H23V211H21V213H20V220H21V219L24 220V218H25L24 221H25V222L28 221V218H29L30 216H29L27 219H26L27 216H23V218H21V215H22ZM58 214H56L57 217L59 216ZM86 214H87V213H84V215H86ZM96 214H97V213H96ZM98 214H99V213H98ZM108 214H109V213H108ZM115 214H117V212H115ZM136 214H137V213H136ZM153 214H154V213H153ZM241 214H242V213H241ZM249 214H248V215H249ZM255 214H256V213H255ZM258 214H259V213H258ZM70 215H69V216H70ZM76 215H77V214H76ZM112 215H113V214H112ZM138 215H139V214H138ZM216 215H217V214H216ZM226 215H227V213H226ZM235 215H236V214H235ZM250 215H249V217H250ZM253 215H254V214H252L251 219H252V218H253V219H254V218H257V217H256L257 215L254 216V217H253ZM261 215H262L261 217H263L262 220L264 221V216H263L264 214H261ZM42 216H44V215H42ZM69 216H68V217H69ZM72 216H74L73 213H72ZM72 216H70V218H71ZM120 216H121V215H120ZM129 216H130V215H129ZM133 216L136 217V215H134V214H133ZM140 216H141V215H140ZM165 216H167V214H166ZM231 216H232V215H231ZM18 217H19V216H18ZM48 217H49V216H47V218H48ZM59 217H60V216H59ZM59 217H58V218H59ZM63 217H65V216H63ZM74 217H76V216H74ZM74 217H72V219H74ZM88 217H89V216H88ZM92 217H93V216H92ZM97 217H98V216H97ZM106 217H107V216H106ZM122 217H123V216H122ZM126 217H128V216H126ZM151 217H152V216H151ZM170 217H171V216H170ZM226 217H227V216H226ZM228 217H229V216H228ZM232 217H233V216H232ZM239 217H240V216H239ZM249 217H248V219H249ZM258 217H259V218H257V219H258V222H259V220H260L261 217H260L259 215H258ZM31 218H32V217H31ZM31 218H30V219H31ZM43 218H44V217H43ZM43 218H42V219H43ZM54 218H55V217H54ZM103 218H104V216H103ZM120 218H121V217H120ZM153 218H154V217H153ZM167 218H168V217H167ZM229 218H230V217H229ZM234 218H235V216H234ZM17 219H18V218H17ZM40 219H41V218H40ZM42 219H41V221H42ZM44 219H45V218H44ZM65 219H66V218H65ZM67 219H68V218H67ZM93 219H94V218H93ZM100 219H101V218H100ZM106 219H107V218H106ZM134 219H135V218H134ZM136 219H137V218H136ZM176 219H177V218H176ZM186 219H187V218H186ZM246 219H247V218H246ZM251 219H250V221H251ZM253 219H252V220H253ZM20 220L18 219V222H19ZM31 220L36 222L37 219H36V220L31 219ZM31 220H30V221H31ZM45 220H46V219H45ZM47 220H48V219H47ZM55 220H57V219H55ZM55 220H54V221H55ZM59 220H60V219H59ZM62 220H64V219L62 218ZM120 220H121V219H120ZM239 220H240V218H239ZM255 220H256V219H255ZM255 220H254V223H253V224H254V226L256 225L255 228L257 227V230H258V229H259V230L262 229V227H261V228H260V227L258 228V226H260V225L263 226V228H264V225H263L264 222H263V223L259 222V223H260V225H259V223H258V222H255ZM24 221H22V222H24ZM51 221H52V220H51ZM66 221H67V220H66ZM72 221H73V220H72ZM95 221H96V220H95ZM124 221H125V220H124ZM214 221H215V220H214ZM229 221H231V220H229ZM232 221H233V220H232ZM232 221H231V222H232ZM260 221H261V220H260ZM22 222H19V223H18V224H20V225H19L20 228H22V227H21ZM35 222H34V223H35ZM38 222H40V221L38 220ZM38 222H37V223H38ZM45 222H46V221H44V223H45ZM62 222H64V221H62ZM76 222H77V221H76ZM78 222H79V221H78ZM134 222H135V220H134ZM156 222H157V221H156ZM177 222H178V221H177ZM219 222H220V221H219ZM221 222H222V221H221ZM238 222H239V221H238ZM245 222H247V221H245ZM14 223H15V222H14ZM14 223H13V226H12L13 229H14ZM34 223H33V224H34ZM46 223H47V227H48L49 225H50V226H51V225L53 226V221H52V222H49V223H48V221H47ZM51 223H52V224H51ZM100 223H101V222H100ZM102 223H103V222H102ZM107 223H108V222H107ZM129 223H130V222H128L127 225H128ZM149 223H150V222H149ZM214 223H215V222H214ZM257 223H258V225H257ZM15 224H16V223H15ZM18 224H16V225H18ZM28 224H29V222H28ZM28 224L26 223L25 225H28ZM48 224H49V225H48ZM56 224H57V223H56ZM78 224H79V223H78ZM81 224H83V223L81 222ZM133 224H134V223H133ZM177 224H178V223H177ZM209 224H210V223H209ZM249 224H252V223H251V222H250V223L248 222V223L246 224V226H247V225H248V227L252 226V228H250L252 231H251V230H250V231L253 233V229H254V230H256V229L253 228V227H254L253 224L250 225V226H249ZM11 225H12V224H11ZM30 225H31V223L29 224V226H30ZM54 225H55V224H54ZM108 225H109V224H108ZM150 225H151V224H150ZM215 225H217V224L215 223ZM230 225H231V224H230ZM230 225H229V227H230ZM34 226H35V225H34ZM34 226L32 225L31 228H33ZM42 226H43V224H42ZM111 226H112V224H111ZM138 226H139V225H138ZM212 226H213V224H212ZM212 226H209V227H212ZM19 227H18V228H19ZM37 227H40V226H37ZM37 227H36V228H37ZM47 227L45 228V227L43 226L42 228H43L44 230H45V229L48 230L49 227H48V228H47ZM73 227H74V226H73ZM88 227H89V226H88ZM147 227H148V226H147ZM207 227H208V226H207ZM213 227H214V226H213ZM240 227H241V226H240ZM243 227H244V226H243ZM0 228H1V227H0ZM4 228H5V227H4ZM4 228H3V229H4ZM36 228H35V229H36ZM42 228H40L41 230H40L39 232H41V231L43 230ZM89 228H90V227H89ZM127 228H128V227H126V229H127ZM142 228H145V227H142ZM197 228H198V227H197ZM197 228H196V229H197ZM202 228H203V227H202ZM1 229H2V228H1ZM3 229H2V230H3ZM13 229H11V231H12ZM87 229H88V228H87ZM106 229H107V228H106ZM135 229H136V228H135ZM147 229H148V228H147ZM207 229L209 230V229H211V228H207ZM213 229H214V228H213ZM217 229H218V227H217ZM241 229H242V228H241ZM246 229H247V228H246ZM33 230H34V229H33ZM49 230H50V229H49ZM65 230H66V229H65ZM102 230H103V228H102ZM152 230H153V229H152ZM211 230H212V229H211ZM262 230H263V229H262ZM0 231H1V230H0ZM36 231H37V229H36ZM58 231H59V230H58ZM241 231H242V230H241ZM19 232H20V231H19ZM49 232H50V231H49ZM142 232H143V231H142ZM147 232H148V231H147ZM215 232H216V231H215ZM245 232H246V231H245ZM248 232H249V231H248V229H247V233H248ZM259 232H260V231H259ZM1 233H2V231H1ZM15 233H16V232H15ZM37 233H38V232H37ZM52 233H53V232H52ZM59 233H60V231H59ZM64 233H65V232H64ZM78 233H79V232H78ZM81 233H82V232H81ZM191 233H192V232H191ZM208 233H209V232H208ZM210 233H212V232H210ZM239 233H240V232H239ZM34 234H35V233H34ZM38 234H39V233H38ZM42 234H43V233H42ZM83 234H85V233H83ZM0 235H1V234H0ZM45 235H46V234H45ZM48 235H49V234H48ZM48 235H47V236H48ZM62 235H63V234H62ZM3 236H4V235H3ZM54 236H55V235H54ZM160 236H161V235H160ZM190 236H191V235H190ZM210 236H211V234H210ZM9 237H10V235H9ZM9 237H8V238H9ZM14 237L16 238V235H14ZM14 237H13V238H14ZM33 237H34V236H33ZM83 237H84V236H83ZM236 237H237V236H236ZM3 238H4V237H3ZM3 238H1V239L4 240ZM15 238H14V239H15ZM39 238H40V237H39ZM46 238H47V237H46ZM141 238H142V236H141ZM165 238H166V237H165ZM195 238H196V237H195ZM242 238H243V237H242ZM54 239H55V237H54ZM90 239H91V237H90ZM98 239H99V238H98ZM74 240H75V239H74ZM117 240H118V239H117ZM144 240H145V239H144ZM6 241H7V240H6ZM18 241H19V240H18ZM241 241H242V240H241ZM21 242H22V241H21ZM33 242H34V241H33ZM37 243H38V242H37ZM47 243H48V242H47ZM176 243H177V242H176ZM16 244H18V243H16ZM84 244H85V243H84ZM84 244H83V245H84ZM107 244H108V243H107ZM120 244H121V243H120ZM120 244H119V245H120ZM154 244H155V243H154ZM0 245H1V244H0ZM18 245H19V244H18ZM24 245H25V244H24ZM76 245H77V244H76ZM78 245H79V244H78ZM155 245H156V244H155ZM21 246H23V243H22ZM26 246H27V245H26ZM52 246H53V245H52ZM74 246H75V245H74ZM111 246H112V245H111ZM125 246H126V245H125ZM39 247H40V246H39ZM54 247H55V246H54ZM66 247H67V246H66ZM107 247H108V246H107ZM133 247H134V246H133ZM26 248H27V247H26ZM29 248H30V247H29ZM86 248H87V247H86ZM110 248H112V247H110ZM125 248H126V247H125ZM204 248H205V247H204ZM204 248H203V249H204ZM108 249H109V248H108ZM2 250H4V249H2ZM22 250H23V249H22ZM32 250H33V249H32ZM36 250H37V249H36ZM78 250H79V249H78ZM33 251H35V250H33ZM48 251H49V250H48ZM80 251H81V250H80ZM106 251H107V250H106ZM13 252H14V251H13ZM15 252H16V251H15ZM29 252H30V251H29ZM37 252H38V251H37ZM40 252H41V251H40ZM87 252H88V251H87ZM253 252H254V251H253ZM260 252H261V251H260ZM11 253H12V252H11ZM20 253H21V252H20ZM33 253H34V252H33ZM35 253H36V252H35ZM48 253H49V252H48ZM147 253H148V252H147ZM209 253H210V252H209ZM254 253L256 254V252H254ZM18 254H19V253H18ZM38 254H39V253H38ZM54 254H55V253H54ZM13 255H14V254H13ZM21 255H22V253H21ZM28 255H29V254H28ZM51 255H52V254H51ZM55 255H56V254H55ZM55 255H54V256H55ZM74 255H75V254H74ZM4 256H5V255H4ZM52 256H53V255H52ZM8 257H9V256H8ZM34 257H35V256H34ZM49 257H50V256H48V258H49ZM77 257H78V255H77ZM77 257H76V258H77ZM242 257H243V256H242ZM3 258H4V257H3ZM12 258H13V257H12ZM22 258H23V257H22ZM29 258H30V257H29ZM9 259H10V258H9ZM131 259H132V258H131ZM227 259H228V258H227ZM2 260H3V259H2ZM13 260H14V259H13ZM13 260H12V261H13ZM42 260H43V258H42ZM50 260H51V259H50ZM160 260H161V259H160ZM255 260H256V259H255ZM46 261H47V260H46ZM53 261H54V259H53ZM14 262H15V261H14ZM18 262H19V261H18ZM35 262H36V261H35ZM58 262H59V261H58ZM125 262H126V260H125ZM134 262H135V261H134ZM144 262H146L145 259H144ZM10 263H11V262H10ZM73 263H74V262H73ZM146 263H147V262H146ZM2 264H3V263H2ZM4 264H6V263H4ZM36 264H37V262H36ZM47 264H48V263H47ZM67 264H68V263H67ZM76 264H78V263H76ZM142 264H143V263H142ZM164 264H165V263H164ZM226 264H227V263H226ZM249 264H250V263H249Z\"/></svg>", "mask_w": 264, "mask_h": 264}]
</instances>
